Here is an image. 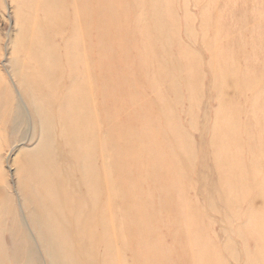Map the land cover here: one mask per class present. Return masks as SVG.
I'll use <instances>...</instances> for the list:
<instances>
[{"label": "rangeland", "instance_id": "obj_1", "mask_svg": "<svg viewBox=\"0 0 264 264\" xmlns=\"http://www.w3.org/2000/svg\"><path fill=\"white\" fill-rule=\"evenodd\" d=\"M15 1H16V3H15ZM18 1H19V3L17 4ZM18 1L17 0H0V192L2 190H3L2 192H4V193H2V192L0 193V241H1L0 242V247H1L0 258L2 257L4 259L3 262H1L3 259L2 258L0 259V264H2V263H5V264H21V263L26 264V262H27V264H51V263H53V260H54L52 256H60L61 258L59 259V261H62V259H63V261L61 262V263L64 262L63 264H76V261L79 264H81L80 262H82V264H96L97 262H98L97 264H104V263L106 264L108 262L107 264H109L110 263L109 260L111 258H112L111 263H113L112 260H114L115 264H117V263L118 264H121V263L122 264H144V262L145 263L147 262L146 264H149V263L150 264H159V262H161V264H181V263L182 264H186V263L187 264H199L198 262L200 259H201L200 264H205L207 261H209V262H207L206 264H209V263L210 264H221L222 261H223V264H245L247 262L251 263V264H259V263L262 264V263H264V261H263V259H264V243L263 242L264 241L260 240L262 233H263L262 237H264V204H263V202H264L263 201L264 200V113H263L264 108L262 109V106H264L263 105L264 104V93H262V92H264V51H263L264 50V16H263L264 15V0H219L220 2L218 0H166V1L165 0H157V1L156 0H124V1L123 0H118V1L117 0H112V1L111 0H81V1H78V0H76V1L75 0H60V1L59 0H48V1L47 0L46 1L45 0H42V1L34 0L33 3L35 1H37L34 3L35 5L38 2H42V3H39V4H41V8H39V6H40L39 4H38L39 6L34 5V8H31V7H33V3L30 2V0H26V1L25 0H18ZM22 1H23V4H22ZM28 1L32 4L29 5ZM43 1H45L47 5L44 4ZM84 1L85 2L87 1V2L85 3ZM90 1L91 2L93 1L92 2L93 4H91ZM154 1L159 3V5H162V6L160 7L158 5V8H157V3H155L156 8H157L156 9ZM160 1H161V4H160ZM215 1L217 4L219 3L218 6H215ZM25 2L27 5L31 6L30 10H33V11L30 12V10H28L29 8L27 9V7H29V6L25 5L24 4ZM105 2H107V5ZM110 2L112 3V5ZM226 2H227V4H225ZM238 2L240 5L237 4ZM50 3H51V5H50ZM76 3L78 4V7H76L77 6ZM84 3H85V5H83ZM147 3H149V5H147ZM19 4H22V6L23 5L26 6V8L20 7L23 9V12L28 11L30 13H28V15H27L25 12V14H24L22 12V10L19 9V6H18ZM42 4H44V5H42ZM54 4L55 5L60 4V8H58L59 6L55 7ZM150 4L154 5L153 10H149L152 8V5H150ZM210 5H213L212 7H214V6L215 7L212 9V8H210ZM222 5H224V6H222ZM253 5L255 6L256 10L258 8L259 9L256 11ZM16 6L19 9L18 14L22 13L19 15L20 18L17 17L18 14L16 15V13H17L16 12L17 11ZM43 6H45V7H43ZM50 6H52V9H50ZM99 6H101V7H99ZM111 6H113V7L111 8ZM42 7H43V9H42ZM84 7H85V9H84ZM122 7H125V9ZM146 7H148V8H146ZM93 8H95L96 11ZM40 9H42L41 10L42 12L40 11ZM64 9H65V11H63ZM100 9H102V10H100ZM123 9L125 10V12L123 11ZM160 9H162V11H164V13H161L162 11ZM207 9H209V11ZM37 10L39 11V14H38ZM50 10L51 11L53 10L52 13H50ZM67 10H68V12H67ZM72 10H74V11H72ZM233 10H235V11H233ZM236 10H237V12H236ZM244 10H245V12H244ZM81 11H83V12H81ZM104 11L106 12L105 16H104ZM148 11L150 14H148ZM214 11L216 13L217 12L218 13L216 14V13H214ZM239 11H240V13H239ZM108 12H111V14L109 15ZM158 12L160 13V16H159ZM44 13H45V15L42 16ZM67 13H68V16L67 17L64 16ZM211 13H213V14H211ZM31 14H32V16H31ZM107 14H108V16H107ZM152 14H154V15H152ZM240 14H241V17H240ZM34 15H36V17ZM115 15H117V16H115ZM235 15H236V17H235ZM23 16L24 17L27 16L26 18L28 19V21L26 19H25V21L21 20V19H24ZM106 16H107V18L109 17L108 20L106 19ZM157 16H159L160 18H156ZM242 16H244L243 19H242ZM16 17L18 18L17 19L18 21L16 20ZM31 17L32 18L34 17V18L32 19ZM43 17H45V18H43ZM69 17H70V19H69ZM77 17H79V19ZM92 17L96 18L98 22L94 21L95 19H93ZM152 17H153V19H152ZM163 17H165V18H163ZM30 18L32 20V23H31ZM38 18H39L38 23L36 21H33L34 19L38 20ZM61 18L63 20H61ZM66 18H67V20H66ZM47 19H49L50 22ZM83 19H84V21H83ZM158 19H159V21L157 23ZM160 19L162 21L163 20H165V21L162 22ZM41 20L42 21L44 20V22H41ZM60 20H61V22H60ZM86 20H87V22H86ZM122 20H124V22H122ZM16 21L18 23H21V22L23 23V25L21 26L22 28L17 25L18 23ZM55 21H56V24H55ZM78 21L79 22L83 21V26L85 24L88 27V29L86 27L83 28L86 30H83L81 28L83 30V31H81L80 26L77 25L78 23L77 24L75 23ZM106 21H107V24H106ZM153 21H155L156 24L152 23ZM25 22L26 23L28 22L27 26H26ZM34 22H36V26H35ZM165 22H166V24H165ZM239 22H242V23H239ZM58 23H59V26H58ZM71 23H73V24H71ZM159 23L162 24V26ZM39 24H41V25L43 24L44 26H40ZM119 24L120 25L122 24L123 26L122 25L120 26ZM37 25H39V27H37ZM47 25L49 28L47 27ZM154 25H155V27H154ZM30 26L32 28L33 27L37 28V29H34L36 31L35 36H33L34 33L31 31ZM51 26L52 27L55 26L54 30H55V28H57L55 30V33H54L53 28H51ZM75 26L78 29H74ZM113 26L117 27V29L115 27L113 28ZM19 27L22 29V31ZM58 27H59V29H58ZM148 27H150V28H148ZM165 27H167V28H165ZM168 28H169V30H168ZM24 29H26V31ZM28 29H29V31H28ZM110 29H112V30H110ZM161 29H163V30H161ZM58 30H61V31H58ZM105 30H106V33H105ZM113 30L114 31L116 30V31L113 32ZM160 30H161L162 35L160 34ZM165 30H167V31H165ZM44 31L46 34L44 33ZM157 31H158V33H157ZM26 32H27V34L29 33L28 36L26 35ZM77 32L79 34H77ZM166 32H167V34H166ZM39 33H41V34H39ZM59 33H60V35H59ZM111 33H113V34H111ZM114 33H116V35H115L116 37L113 36ZM22 34H25V35L23 36ZM74 34H76L77 36L76 35L74 36ZM87 34H89L88 35L89 39H87ZM109 34H111V36ZM117 34H118V36H117ZM154 34H155V36L157 34H159L158 35L159 41L156 38L154 39V36H153ZM43 35L44 36L46 35V36L44 37ZM61 35H63V36H61ZM100 35H101V37H100ZM169 35L171 37H169ZM48 36H50L51 38L46 40V38H48ZM96 36H98V38ZM104 36H105V38H104ZM107 36H108V38H106ZM61 37H63V38H61ZM60 38H61V40H60ZM79 38H80V40H78ZM165 38H167V41H165V43H164V40H166ZM112 39L114 42L112 41ZM19 40L22 41V44L20 43ZM50 40L52 43L54 42L53 43L54 45L52 43H50ZM52 40H54V41H52ZM23 41H24V43H23ZM25 41L27 42V44ZM78 41L82 42L81 44H84V45H81L82 48H80L81 46L79 45L80 43ZM87 41L89 43L90 65L92 66V67L90 66L91 81L89 83V88H90V91H92L91 101H93V102L90 101V106H89L92 109V111H91V109H89L87 111V114L88 113H89V115L91 114L90 115L91 117H89V119L84 117L85 112L82 111V110H86L85 109L86 107L82 104L83 103L82 95L80 94L78 99H76V96L80 92L79 89L82 90L86 86L85 84H83V76H82V75H84V69H83L84 67L82 66V63H81L79 68L82 69V71L79 69L78 71L80 73L78 72L79 74H77V75H80V74L81 75L78 76V80L76 81V83L71 82L70 81L71 70H70L69 64H67L68 58L67 57L65 58V56L68 55V54L67 55H65V54L68 52H66V51L64 52V50H66L67 47H69V49L67 48V51L70 50L72 47H75V49L77 50L76 51L77 54L82 55V53L85 52V49H86L85 47H86ZM109 41L111 42V44ZM14 42H16V43H14ZM32 42H33V44H32ZM35 42H36V47L34 48ZM100 42L102 44H100ZM107 42H109V44ZM158 42H159V44H158ZM38 44H39V47L41 49L40 48L38 49ZM65 44H67V45H65ZM14 45H15V48H17V49H14ZM16 45H17V47H16ZM19 45H21L22 48L26 47L27 50L31 51V52L29 51L30 55H28V57H27V54H29V53H27L28 51H26L24 48L20 49L21 46H19ZM157 45L158 46L160 45L161 47L165 45V47L168 49L167 50L164 47L165 51L167 53L165 51H163L164 49L160 48V46L157 47ZM168 45L169 46L171 45L170 48L168 47ZM262 46H263V48H261ZM32 47H33V50H31ZM51 48H53V51L51 50ZM78 48L80 50L83 49L84 51H80ZM259 48H261V49H259ZM56 49H58V50H56ZM92 49H93L94 53L92 52ZM16 50L18 51V54H17ZM43 50H44V52H43ZM19 51H21V53ZM35 51L36 52L41 51V52H38V54H37L38 58L40 55V58H39L40 60L36 59V55H34V53L36 54ZM171 51L173 53H171ZM103 53H104V55H103ZM166 54H169L172 56H169ZM17 55H18V57H17ZM43 55H45V56H43ZM46 55H48L49 58ZM15 57L17 59L19 58L18 61ZM52 57H54V58H52ZM100 57H101V59H100ZM56 58H57V60H56ZM174 59H175V61H174ZM13 60L17 62L16 66H15V62ZM176 60H178V61H176ZM35 61L36 62L41 61V62L37 63L38 64L37 65V64H35L36 63ZM66 61H67V63H66ZM18 63H21V65ZM46 63L48 65H44ZM10 66H11V68H10ZM45 66H47V68ZM222 67H224V68H222ZM38 68H39V70H38ZM12 71H13V73H12ZM15 71H16V73H15ZM9 72H10V74H9ZM168 74L171 76V78ZM179 74L181 76L184 75V77L182 78ZM160 76H161V78H160ZM167 76L169 79H167ZM186 76H189V79H188V77L186 78ZM1 77H3L4 79ZM198 77H200V78H198ZM153 78H155V79L157 78V80L159 82ZM129 79H132V80H129ZM154 81H155V83H154ZM176 82H177V84H176ZM129 85H130V87H129ZM158 86L162 90L159 89ZM164 86L166 89L164 88ZM167 86L169 88L171 87L172 91H174V92H172L171 88L169 89ZM134 87L137 89H135ZM155 88H157V90ZM27 90H28V92H27ZM133 90L135 91L134 92L135 94L133 93ZM179 91H181V92L179 93ZM162 92H163V94H162ZM175 92L176 93L178 92L179 94L178 93L176 94ZM260 93L263 95H260ZM161 94H162V96H161ZM163 95H165V96L163 97ZM177 95L179 96L178 98H177ZM33 97L39 103V105H41V107H43V109H42L43 116L40 113H37L33 109V106L31 104ZM133 98H135V99H133ZM193 98H194V100H192ZM66 99H68V100H66ZM97 99H99V100H97ZM21 100L26 103V105H27L26 110H25V107L22 104ZM131 100H133V102ZM167 101H170V102H167ZM172 101H173V103H171ZM17 103L19 105H17ZM108 105H110V106H108ZM123 105H125V107ZM131 105H133V107H130V109H129V106H131ZM169 105H171V108ZM258 105H260V107ZM161 106H162V108H161ZM167 106H169V107H167ZM122 107H124L125 109ZM78 108H80V109H78ZM14 109L18 114L17 117L15 116L16 113L13 112ZM73 109H74V114H77V113L82 114L83 113L81 115L83 118L79 117L80 119H83V120L86 119L88 121L91 118L92 122H95V121L98 122V120L100 121L97 123V124H99L98 126L95 125L96 122L94 125L92 123L93 126H91L89 124V123H91L90 121H89V123L86 122V124H85V123H83V120H81V122H80V120H76V118H75L74 123L76 122V124H78L80 122L79 124H81V126L84 125L83 127H85L84 128L85 130L84 129H82V130H84V134H87L86 139L84 138L85 136L82 137L83 131L80 129H79L80 131L77 130L78 126L76 124H74L76 126L73 125L74 127H77L76 130H74V129L72 130L68 126H66V130L64 129L65 124H63L64 122L62 120L65 117V119L71 121V119H69V118L72 117V116H70V114H73V112H72ZM161 109H163V110H161ZM78 110H80V111L78 112ZM259 111H261V112L259 113ZM56 114L58 115V117ZM66 114H68V116ZM128 114L130 117L128 116ZM30 115H31V117H30ZM115 115H116V117H115ZM168 115H171V116H168ZM14 116L17 119L14 118ZM254 117H256V121H255ZM174 118H176V119H174ZM257 118H258V120H257ZM234 119L238 120L237 121V122H239L238 125H237L236 120H234ZM250 120H251L250 123L253 124L251 126H254V127H251V128L249 127L250 125L248 123ZM77 121H79V122H77ZM173 121H175V122H173ZM19 122H21V123H19ZM61 122H62V124H61ZM71 122L73 123V121H71ZM123 123H125V124H123ZM173 123H175L176 125H174ZM254 123L256 125H254ZM58 124H59V126H57ZM87 124H89L88 128H87ZM100 124H102L101 127H100ZM170 124L173 126L168 127ZM81 126L79 128H83ZM96 126L98 129L96 128ZM238 126H239V128H238ZM132 128L134 129L135 133L133 132ZM223 128L224 129L226 128L227 130L225 129L223 131ZM249 128H250V130H249ZM69 129H71V131ZM117 129L119 131L120 130L121 131L119 132ZM173 129H174V131H173ZM237 129H238V131H237ZM246 129H248V130H246ZM15 130H17L16 131L17 133L15 132ZM175 130H178L176 133L181 132L180 133L181 135L176 134ZM228 131L232 132V133H230V135L232 134L233 137H228V136H230V135H228ZM245 131H247V132H245ZM68 132H69V134H68ZM74 132H77V134H78L75 137L73 136ZM41 133H42V135H41ZM132 133H134V134H132ZM159 133H161V134L159 135ZM233 133H235V134H233ZM245 133H246V136H245ZM224 134H226V137L224 136ZM236 134H239V135H236ZM40 135H41V139H40ZM69 135L72 137H70ZM129 135H131V137L134 136V138H131L132 140L129 141L130 144L127 143L128 141H125L126 139L130 140ZM135 135H136V137H135ZM170 135H173L172 138H175L174 137L175 135L178 136V138H176L178 140L177 141L173 140L171 137H169ZM235 135L237 136V140L235 139V137H236ZM101 136H102V138L104 137L103 139L105 141L102 140V142H101ZM167 136L169 137V140H168ZM249 136H250V138H252L251 136H253V138L255 137L256 139L252 138L251 139L252 141H251L248 138ZM75 138L78 140V142L82 141L84 139V142H82V143L79 142V144H80V145L78 144L79 149H78L77 144H76L78 142ZM81 138H82V140H81ZM226 138L228 141L226 140ZM229 138H230V140H229ZM259 138H260V141H259ZM9 139L11 141L14 140L15 143H14V141L11 142ZM166 139H167V141H166ZM220 139H222L221 141L224 144L221 143ZM231 139H232V141L234 140V142H232ZM240 139H242V140H240ZM61 140H63V141H61ZM186 140H188V142ZM224 140H226V141H224ZM74 141H76V142H74ZM164 141H166L167 143ZM171 141L173 143L172 147H174V148H172V147H170V148L172 150L174 149L176 151L173 150V152H172V150L169 147L164 146V145H169L171 143ZM180 141H183V142H180ZM216 141H217V143H216ZM65 142H66V145L63 144ZM68 142L70 143L71 146L68 144ZM73 142L76 144V145L74 144L75 147L73 145ZM88 142H90V144H88ZM179 142L181 143V146H179L180 145ZM193 142L195 143L196 147H195ZM131 143H132V145H131ZM213 143H215V144H213ZM256 143L259 146V149L257 148V146H255ZM96 144H98L99 147H97ZM239 144H241L243 149L241 148V146ZM92 145H93V147L96 146L95 147V149L97 148L95 150L96 152L94 151V148H92ZM123 145H126V149L123 147ZM139 145H140V147H139ZM175 145H177L179 147H177V146L175 147ZM234 145H236V146H234ZM45 146H46V148H45ZM128 146H130V147L127 148ZM170 146H171V144H170ZM182 146H184L185 148H183ZM238 146H240L241 150ZM71 147L74 149L72 150ZM175 148H177V149H175ZM188 148L192 149V150H189ZM22 149H23V151H21ZM26 149H27V151H24ZM69 149H71L70 151L74 153V154L72 153V156L70 155L71 152L69 151ZM195 149H196V151H195ZM61 150H62V155H59L58 153L61 154ZM75 150H77L78 152H76ZM83 150H84V153H83ZM36 151H37V153H36ZM46 151H48V152H46ZM169 151H171L170 154H168ZM181 151H182V153H181ZM33 152H35V154ZM38 152H39V154H38ZM165 152H166V155H165ZM188 152L193 153V154H190V153L188 154ZM31 153H33L32 155L34 157H32ZM76 153H79V154L77 155ZM81 153H83L84 155L82 154L83 155L82 156ZM256 153L259 155H257ZM25 154H27V155L25 156ZM49 154H50V157H49ZM52 154H53V157H52ZM175 154H177L178 160L176 159L177 156ZM197 154H199V155L197 156ZM76 155H77L78 159L76 158ZM108 155H110L109 157H111L113 161H111V158H110V161L108 159H106V157L109 158ZM190 155H193V156L191 157ZM40 156H42V157H40ZM81 156H82V158H80ZM166 156L169 158H167ZM173 156H175V157H173ZM189 156L191 158L190 163L188 162V159H187V158H189ZM194 156H196L197 158ZM213 156L215 157V160L213 159ZM227 156H229V157H227ZM230 156H232V157H230ZM68 157H70L71 159H68ZM73 157H75L76 160H78V161H76ZM63 158H64V160H63ZM95 158H96V161L94 162ZM104 158L107 160L108 163L110 162L109 166L111 165L110 167H112V169L108 166V163L106 162V160ZM182 158L185 160V162ZM223 158L225 160H223ZM228 158L230 160H228ZM197 159H198V161H197ZM220 159H222L223 162H218V161H220ZM48 160H50V162H48ZM68 160H69V162H68ZM182 160H183L184 164H183ZM236 160H237V162H236ZM74 161H76L78 164H76ZM176 161H179L180 164ZM194 161H195V164H193ZM144 162H145V164H144ZM172 163H174V164H172ZM181 164H182L183 168L181 166L180 167L178 166ZM49 165H50V167H49ZM158 165H159V167H158ZM105 166H106V168H107V166L109 167V169L107 168L108 170L105 169V171H108V173L104 171ZM169 166H170V169L172 168L171 170L169 169ZM93 168H98L97 171L99 173L101 172L103 175H105V174L107 176L109 175L108 178L106 177L107 179H105L106 175L103 176L101 173L100 174L98 173V176L100 179L99 180L97 178L98 176H96L97 175L96 169H94L95 171H93V172L91 171ZM100 169H101V171H99ZM110 169L112 171H114V170H116V171L112 172L113 173L112 174L111 172H109V171H111ZM174 169H175V172H177L180 176L177 173L173 172ZM130 170H133V172ZM139 170H140V172H139ZM148 170H151V171H148ZM167 170H169V171H167ZM128 171L131 172V173H129L130 176L128 174ZM137 171L139 172V174ZM88 172H89L90 176H88L89 175ZM94 172H95V174H94ZM168 172H170V173H168ZM148 173H149V175H148ZM171 173L175 177L174 179L171 178V175H172ZM180 173H182V174H180ZM184 173L186 174V176L184 175ZM50 174H51V176H50ZM227 174H229V175L226 176ZM79 175H80V177H82L81 180H80ZM53 176H55V177H53ZM112 176H114V177L112 178ZM132 176H133V178H132ZM208 176H210L211 181L209 180L210 178ZM44 177H46L45 178L46 180L44 179ZM48 177H50V178H48ZM88 177L91 178L92 181H93L92 177L97 179V183L92 184L91 180ZM129 177H130V179H129ZM150 177H152V178H150ZM158 177H159V179H157ZM102 178L104 180H102ZM110 178H112L114 180L111 179V181H112L111 182ZM182 178H183V183H182ZM204 178L205 179L207 178V179L205 180ZM222 178H223V182H222ZM88 179H89V181H88ZM150 179L153 180L152 183H151ZM164 179H165V181H164ZM172 179L174 181H172ZM101 180H102V182H101ZM108 180L111 183H113V181H114L115 185H114V183L112 185L110 182H108ZM139 180L142 182H140ZM23 181L26 184L25 183L23 184ZM94 181L96 182V180H94ZM106 181L109 184H106L107 183ZM157 181H159V182H157ZM30 182H31L32 186L30 185ZM46 182H47V184L51 182L49 184L50 190L48 189L49 186L46 184ZM149 182L152 184V186H151V184H149ZM174 182L176 183V185L179 183V187L176 186L175 184L173 185ZM207 182H209V184H207ZM100 183H102V185L97 186V184H100ZM164 183H166V185H164ZM35 184L37 185V187ZM51 184L52 185L54 184V187ZM68 184L72 185V186H69ZM95 184L97 187L91 186V185L95 186ZM106 185H107V188H105ZM158 185H160V187ZM168 185L172 186V190L173 189L174 190L173 191L170 190L171 188ZM180 185L183 187H181ZM23 187H25V188H23ZM67 187L68 188L74 187L72 189L74 193L72 191L70 192L71 189H68ZM90 187H92L93 191L85 190V189H90ZM98 187H99V189H97ZM180 187L184 188L183 191L179 190V189H181ZM221 187H222V189H221ZM260 187H261V189H260ZM104 188H105V190H104ZM257 188H259V189H257ZM51 189H54V191L56 190L55 191L56 194L54 193L53 190L51 191ZM101 189H102V191H101ZM108 189L112 192H109ZM65 190H67V191H65ZM113 190H114V192H113ZM222 190H223V192H222ZM257 190L260 193L258 195H257V192H258ZM50 191L53 193L49 194L48 192H50ZM94 191L97 193L95 194ZM42 192H43V194H42ZM62 192L67 196L65 197ZM68 192L70 195L67 194ZM80 192H82V194H80V198H79V195H77V194H79ZM98 192H100V194H98ZM261 192H262V194H261ZM57 193L59 195H57ZM141 193H143V195ZM172 193L176 195V198H175V196L172 195ZM52 194H55L57 196L54 197V195H52ZM62 194H63V196H62ZM71 194L72 195L74 194V195L72 196ZM94 194H95V196L98 194V198H97V196L95 198ZM110 194H112V195H110ZM209 194H211V195H209ZM242 194H243V196H242ZM155 195L157 197H155ZM219 195L221 197H223L222 198L223 200L219 199V198H221ZM59 196H61L60 199H59ZM88 196H90V199H92V201L90 199H88L89 198ZM164 196H165V198H164ZM4 197H6V198H4ZM68 197L70 199H68ZM109 197L111 199H109ZM114 197H116V199H114ZM161 197L164 200V202L162 201V199H160ZM169 197H171L170 199H172V202L169 199ZM231 197H235V198H233L229 202V200H230L229 198H231ZM3 198H4V200H3ZM55 198H57V199H55ZM81 198L87 205L83 201H81ZM85 198H86V200H85ZM166 198H167V200H166ZM74 199L80 200L81 201V202L79 201L80 205L77 204L78 202L76 200L74 201ZM225 199L227 201H225ZM36 200H38V201H36ZM59 200L62 201V202H59V204L63 203V205L60 204V206H63V208H64V206L68 200L71 201V202H69V201L67 202L64 209L61 207V211L63 212L62 214H64L65 212H67L66 209H68L69 210L68 212L73 217H71L69 215V213L68 214L65 213L66 215L65 214L61 215V213L59 214V212H61L60 209L59 210L56 209V206L58 205L57 202ZM88 200H90V203ZM97 200H98V202H97ZM99 200L100 201L102 200V201L100 202ZM173 200H174V202H173ZM175 200L177 201V203ZM53 201L54 202L56 201V203H54V205H53ZM161 201H162L163 207L161 205H159L161 203ZM47 203L49 206H46ZM117 203H118V205H117ZM163 203L166 205H164ZM187 203H190V205H187ZM222 203H225V204H222ZM7 204H8V206H7ZM23 204H24V206H23ZM36 204H37V206H36ZM93 204H95V205L93 206ZM108 204H110V205H108ZM111 204H112V206H111ZM167 204L171 205V206H168ZM173 204H174V206H173ZM175 204H177V206H179V207H177V206L175 207ZM181 204L183 207L180 206ZM183 204L184 205L186 204L188 209H187V207L185 208ZM71 205H72L73 209H75L74 212L72 211L73 210L72 208H71L72 210L70 209ZM82 205L83 206L86 205V207H83ZM219 205H221V206H219ZM5 206H6V208H5ZM54 206H55V209H54ZM67 206H68V208H67ZM108 206H110V208H108ZM148 206H150V207H148ZM153 206H154L156 212L154 211ZM217 206H219V207H217ZM38 207L41 208L42 215L45 218L43 224L40 223V226H39V223L36 221V218L34 217V215L36 216V214H38V212H40ZM168 207H172L173 209L176 208L175 211L177 210L179 212L178 214H181V216L175 215L174 214L175 212L172 211L173 210L172 208H171L172 210L169 209L172 212L169 210L167 211ZM195 207H197L198 209ZM57 208H59V206H57ZM189 208L192 209V211L195 209L193 211L195 213H197V211H198V213H197L198 215L196 214L197 215L196 216L195 213H191L192 211H189L190 210ZM50 209L53 212L49 211ZM53 209L56 210V213L58 212L59 215L56 214ZM89 209L91 212L89 211ZM91 209L92 210L94 209V210L92 211ZM95 209H96V212H95ZM119 209H120V212H119ZM122 209H123V215H121ZM231 209H233V210H231ZM70 210H71V212H70ZM85 210H88V211H85ZM212 210H214V211H212ZM183 211H186L188 216L186 215L185 212L183 213ZM215 211H218V212L214 213ZM230 211L233 213H231ZM72 212H73V215H72ZM76 212L77 213L79 212L76 215H78L79 217H82V218H83V216L84 217L86 216L85 213L87 214V216L85 217L86 218L85 221L87 222V219L91 220V222L90 221L87 222V224H89L88 227H87L86 222L84 220H82V223H81L82 218H80L79 223L77 222L78 221L77 218L76 219L74 218V214ZM127 212H128V214H125ZM149 212H151V214ZM168 212H169V215L172 214L175 216L174 217L172 215L169 216ZM170 212H171V214H170ZM199 212H200V214H199ZM220 212H222V213H220ZM223 212H225L226 214H224ZM227 212H230L232 215L230 213H227ZM95 213H96V217L94 215ZM102 213L105 217H103V216H101V217H103V218L107 217L104 221V223L105 222L108 223L109 226H107V227L103 226L105 224L101 221L102 218L100 217V215ZM106 213L109 215L106 216ZM116 213L120 214L122 217ZM201 213H203V214H201ZM142 214H143V216L145 214V216L143 217ZM184 214H185V216H187L186 219L191 215L192 217H190V218H192L191 220H193V221L192 222L189 221V222H187L188 223L187 224L185 222V220H186L185 217H183ZM192 214H194L195 216ZM234 214H236V215H234ZM60 215L62 217L64 216L63 219L66 218L65 219L66 221H64V223L66 222L65 224H62L63 219H61ZM146 215L148 217V220H146L147 219ZM149 215H150V218H149ZM166 215L168 216L169 221H167L168 218H166ZM53 216H55V218H57V219H55ZM133 216L135 219L133 218ZM151 216H152V218H151ZM155 216H156V218H155ZM115 217H116V219H115ZM123 217H124V221H125V219L127 220L126 221L127 223L122 221L123 222V224H122V222H120L123 219ZM171 217H173V218H171ZM194 217L197 221L194 219ZM131 218H133V219L131 220ZM143 218H145L144 219L145 222L148 223L147 225L152 223V226H148V229H146V230H145V228H147V227L144 228L143 225L141 224V221L143 220ZM176 218H177V220L175 221ZM190 218H188L186 221L190 220ZM52 219L54 220V223H52L53 222ZM74 219L77 221H75ZM109 219H110V221H107ZM171 219H173L172 220L173 224L171 222ZM180 219H182V220L179 221ZM70 220H72L71 222L73 224L70 222ZM102 220H104V219H102ZM128 220L131 221L130 223H132V221L133 222L136 221L135 222L136 224L132 223L130 225ZM149 220L150 221L152 220L153 222L150 223ZM47 221H48V223H47ZM111 221H113L114 223L112 224ZM177 221H179V223ZM67 222H70L72 225L71 224L69 225ZM83 222H85V223L83 224ZM137 222L138 223L140 222L138 225L139 228L136 227ZM184 222L186 225L184 224ZM25 223H27V225ZM51 223L52 224L56 223L57 227H59V228L58 229L56 228V224L53 225L54 227H52ZM74 223L75 224L78 223V224L75 225ZM80 223L83 224L82 227H81ZM90 223L92 225H94V228H92L93 226H90L91 225ZM94 223L95 224L97 223V225L99 224V226H97V225L95 226ZM100 223H101V225H100ZM109 223L113 225V226L111 225L112 226L111 228H113V230H112L113 232L110 231L111 229L109 228L110 227ZM124 223L126 224V226ZM189 223L190 224L192 223V226ZM66 224H68V225H66ZM128 224L130 226L129 227L130 232H127V230H128L127 225ZM140 224H141V226H140ZM143 224H145V223H143ZM195 224H196V228L194 226ZM73 225L76 227V229H74ZM121 225L124 227L122 228ZM132 225H135V228H133L134 226H132ZM176 225H178V226H176ZM182 225L185 228H183ZM46 226L47 227L49 226L48 227L49 229ZM68 226L70 229L68 228ZM78 226H80V227H78ZM100 226L102 229H100ZM145 226H146V224H145ZM168 226H169V228H168ZM186 226H188L189 228H186ZM251 226H253V227H251ZM254 226L255 227L258 226V229L256 230V228ZM66 227H67L68 231L69 230H71V231L68 232L66 230ZM95 227H97V228H95ZM125 227L127 228V230ZM131 227L133 228L132 231H134V229H135V231L133 232L134 234L131 231ZM140 227H143L144 229L140 228ZM153 227H154V230L153 229H151V230L154 232V235L150 233L152 231L149 229V228H153ZM174 227H176V229ZM51 228H53V230L49 231ZM79 229H81V230L78 233L77 230H79ZM122 229H123V232H122ZM157 229H158V231H157ZM197 229H199L200 234L197 233L198 232ZM239 229H240L241 234L240 233L238 234ZM245 229H247V230H245ZM46 230H48V231H46ZM74 230L76 233L74 232ZM86 230H87V232H86ZM108 230L112 234H115V235L113 236ZM136 230L139 231V233ZM181 230H182V234H180V236H179V232L181 233ZM26 231H28V232H26ZM58 231H60V233H58ZM190 231H191V233H190ZM257 231L259 232L258 234H256ZM30 232H31V234H30ZM36 232H38V233H36ZM62 232L64 235L62 234ZM120 232H121V234L125 233L124 235H122V239L120 237L121 236ZM174 232H176L177 235H175ZM203 232H204L205 237L203 236ZM205 232L208 233V235ZM244 232H247V235ZM254 232H255V235H253ZM54 233L55 234L57 233L56 234L57 237H54L55 236ZM68 233H69V235H68ZM88 233L89 234L92 233L94 238L92 237V235L88 237V235H89ZM136 233L139 234V236ZM189 233H190V235L194 234L193 237L190 236ZM2 234H3V237H2ZM32 234H34V239L32 237ZM70 234L71 235L74 234V235H72V236H74V238L73 237L69 238L71 236ZM84 234H85V236H81ZM105 234H106V236H105ZM131 234L134 236H132ZM197 234L200 235L201 239L203 237L205 239L204 238H203V240L199 239L201 241V242H199V240H197L199 238L198 237L199 235L197 236ZM16 235H18V236H16ZM36 235H37V237H36ZM52 235H54V236H52ZM98 235H99V237H98ZM150 235H152V237ZM26 236H28V237H26ZM67 236H69V237H67ZM185 236H188V238ZM194 236H196V237H194ZM209 236L211 237V240H209L210 239ZM242 236L246 237V239L243 238V240H241ZM52 237H53V239H52ZM91 237L95 240L97 239L96 243L93 242L94 240L91 239ZM95 237H97V238H95ZM111 237H114V239ZM191 237H192V239H194V241H197L198 243L197 242H196V244H195V242L192 243L193 240L191 239ZM35 238H36V243L34 241ZM57 238L59 239V243L61 244L60 246H62L63 250H65L68 247L71 248V250H69V248H68V250L66 249V251H64V253H62L63 250L61 252V250L58 249V252L55 253L56 255L53 254L54 249L56 251V247H55V244L53 242L58 240ZM82 238H84V239L87 238V239H85V241H82ZM108 238H109V240L107 241ZM116 238L118 239V241L116 240ZM184 238H185V241L186 240H188V241L184 242ZM12 239L14 241V246L12 244ZM65 239H66V241H65ZM67 239H70V240L68 241ZM102 239L104 240V242ZM153 239H156L158 241V243L156 240L154 241ZM262 239H264V238H262ZM40 240H42V241L46 240V241L40 242ZM78 240H80V242ZM122 240H123L125 246H123ZM150 240H153V242H152V243H154L153 245H151V243H149ZM109 241H111V243H109ZM116 241H117V243L122 244V245H120L121 246L120 248H119V244H116ZM178 241H179V243H177ZM189 241H191V243ZM212 241L215 243H213ZM227 241L230 242V243L228 242L229 245H228ZM234 241L237 243H235ZM81 242H82V244L80 245ZM182 242L185 243L187 246L184 244V246L180 247ZM207 242H209L210 244H207ZM84 243H86V244H84ZM107 243L112 245V247L110 245V247L112 248L111 250H110V248L107 249L105 247L104 244H107ZM173 243H174V245L176 244V246H174ZM52 244H54V245H52ZM88 244L90 246H88ZM95 244H97V246ZM98 244L100 246H98ZM109 244H107V245H109ZM147 244H149V245H147ZM155 244H157V247L155 246ZM178 244H179V246H178ZM200 244H203V245H200ZM205 244L208 245V247L205 246ZM214 244L217 245L218 247H220V251H219V248H218V250H217V248L215 249ZM4 245H5V247H4ZM71 245H73V246H71ZM94 245L96 246V248H95L96 250L93 248V247H95ZM188 245H190V246L188 247ZM193 245L195 246V248L192 247ZM197 245L201 246V248L196 247ZM212 245H214V246H212ZM46 246H48L47 251L50 250L49 253L50 254L52 253V256L51 255L49 256L48 252L46 251ZM113 246H114V248L115 247L116 248L114 249ZM168 246H170V247H168ZM173 246L175 247V250H173L174 249ZM227 246H228V252H226ZM244 246H245V249H246V247H248L246 252H249L251 250L252 253L251 252L250 253L252 254V257L249 256L250 253L249 254L245 253ZM73 247H74V249H73ZM75 247H77V248H75ZM87 247H88V249H86ZM90 247H92V248H90ZM117 247L119 249H117ZM155 247H156V249H155ZM185 247H186V249H185ZM190 247L192 249L193 248L194 249L197 248V249L194 251V249L193 250L189 249ZM223 247L225 248V252H224ZM49 248H52V250ZM80 248L82 250H84L81 253H80V251H82V250ZM121 248H123V249H121ZM158 248H161V250ZM179 248H181V249H179ZM205 248H206V250H205ZM233 248H235V249H233ZM3 249H4V251H3ZM13 249H14V252H13ZM16 249H18L19 252L17 251V253H16L15 252ZM93 249L96 251V252L94 251V253H96L95 256L97 257V260L99 257V259L101 261L100 260L95 261ZM106 249L109 250L108 252H109V254L111 253V256H109ZM149 249H151V251H149ZM157 249H158V251L160 250V254H159V252H158V254L156 253ZM187 249H188V251H187ZM207 249H209V250L207 251ZM236 249H237V251H236ZM78 250H79V252H78ZM88 250H89V252H88ZM112 250H114V251H112ZM163 250H164V252H163ZM171 250L174 252H172ZM189 250H190L191 254H192V251H194L192 255H190ZM199 250L201 253L199 252ZM231 250H233V251H231ZM2 251H3V254H2ZM10 251H12V253ZM43 251H44V253H43ZM67 251H69V252L71 251L72 253L71 252L68 253ZM73 251L75 252V255L76 254L78 255L77 257L74 255ZM117 251H119L120 254L122 253L121 258H120L121 255H119V253ZM154 251H156V252L153 253ZM196 251H197V253H196ZM217 251H219V253H221V254L219 255V253ZM4 252H5V255H4ZM46 252H47V255L49 257L46 255ZM113 252L116 254L115 258L113 256V254H114ZM168 252H170V253H168ZM175 252H177V254L179 253L180 256L178 255L179 256L178 257ZM238 252H240V253H238ZM66 253L68 255H66ZM82 253H84V255H82ZM195 253L197 255L199 254L198 255L199 258ZM202 253H203V255H202ZM1 254H2V256H1ZM64 254H65V256H64ZM71 254L76 259L74 257L70 256ZM80 254H81V256H80ZM107 254L109 256L108 258H106ZM152 254L153 255L157 254L158 257L156 255L154 256V258H152L153 256L149 257ZM169 254H171V255L169 256ZM231 254H233L232 256L235 255V260L238 259L236 261L237 263L234 262V259L231 256ZM239 254H240V256H239ZM97 255H99V256H97ZM217 255H219V257ZM236 255L239 256L240 259ZM63 256L65 258H67L68 256H70V257H68L69 259L67 260ZM86 256H89V257H86ZM101 256H103V257H101ZM159 256L162 259H163V257L167 258V259L164 258L167 262L165 260H164L165 263H164V261H159V260H161V258ZM187 256H188V260H189L188 262L189 263L186 262ZM220 256H221V258H220ZM230 256L232 259L230 258ZM246 256L249 258H247ZM6 257L9 259H7ZM50 257H52V258H50ZM82 257H85L86 259H84ZM104 257L106 259H103ZM255 257L257 258V260H255L256 259ZM262 257H263V259H262ZM48 258H50V260ZM118 258H119V260L121 259V261H122L121 263H119L120 261H118ZM156 258H157V261H156ZM72 259H74L76 261H74ZM77 259H79V260H77ZM178 259L180 262L178 261ZM203 259H205L206 262ZM261 259H262V261H261ZM69 260H71L70 263L65 262V261L69 262ZM87 260L90 261L91 263L88 262ZM102 260L104 261V263ZM105 260H106V262H105ZM115 260H117V261H115ZM152 260H155V261L152 262ZM202 260L205 263L202 262ZM244 260L245 261L247 260V261L245 262ZM258 260H259V262H258ZM83 262H85V263H83ZM184 262H186V263H184ZM256 262H258V263H256Z\"/></svg>", "mask_w": 264, "mask_h": 264}, {"label": "bare ground", "instance_id": "obj_2", "mask_svg": "<svg viewBox=\"0 0 264 264\" xmlns=\"http://www.w3.org/2000/svg\"><path fill=\"white\" fill-rule=\"evenodd\" d=\"M17 1H18V0H17ZM25 1H26V0H25ZM33 1H34V0H30V2H32V3H33ZM40 1H42V0H40ZM45 1H46V0H45ZM45 1H43L44 4H46ZM47 1H48V0H47ZM59 1H60V0H59ZM75 1H76V0H75ZM78 1H81V0H78ZM111 1H112V0H111ZM117 1H118V0H117ZM123 1H124V0H123ZM156 1H157V0H156ZM165 1H166V0H165ZM218 1H219V0H218ZM218 1H217V2H218ZM28 2H29V1H28ZM30 2H29V5L32 4V3H30ZM35 2H37V1H35ZM35 2H34V3H35ZM56 2H57V1H56ZM84 2H85V1H84ZM86 2H87V1H86ZM86 2H85V3H86ZM90 2H91V1H90ZM92 2H93V1H92ZM92 2H91V4H93ZM115 2H116V1H115ZM115 2H114V3H115ZM219 2H220V1H219ZM239 2H240V1H239ZM239 2L237 3L238 5H240ZM15 3H16V1H15ZM18 3H19V1L17 2V4H18ZM34 3H33V7L27 5L26 2H25L24 4L27 5V6H29V7H27V9L29 8L28 10H30L31 8H34V5H35ZM39 3H42V2H38L35 6H37ZM58 3H59V2H58ZM80 3H81V2H80ZM85 3H84L83 5H85ZM105 3H106V5H107V2H105ZM110 3H111V2H110ZM117 3H118V2H117ZM142 3H143V2H142ZM155 3H157V2L154 1V4H155ZM222 3H223V2H222ZM17 4H16V5H17ZM22 4H23V1H22ZM22 4H19L18 6H19V9H21L22 12H23V9L20 8V7H24V8H26V6H24V5L22 6ZM44 4H42V5H44ZM127 4H128V3H127ZM160 4H161V1H160ZM216 4H217V3H216V1H215V6H218L219 3H218L217 5H216ZM225 4H227V2H226ZM255 4H256V3H255ZM20 5H21V6H20ZM39 5H40V6H39ZM39 5H38L39 8H41V4H39ZM46 5H47V4H46ZM48 5H49V4H48ZM50 5H51V3H50ZM54 5H55V4H54ZM76 5H77V6H76ZM76 5H75V6L78 7V4H77V3H76ZM106 5H105V6H106ZM111 5H112V3H111ZM117 5H118V4H117ZM124 5H125V4H124ZM124 5H123V6H124ZM147 5H149V3H147ZM147 5H146V6H147ZM150 5H152V4H150ZM158 5H159V3H157V8H158ZM213 5H214V4H213ZM213 5H210V8L213 9V8L215 7V6L212 7ZM229 5H230V4H229ZM259 5H260V4H259ZM57 6H59L58 8H60V4H59V5H55V7H57ZM94 6H95V5H94ZM153 6H154V5H152V8L149 9V10H153ZM159 6L161 7L162 5H159ZM222 6H224V5H222ZM226 6H227V5H226ZM253 6H254V5H253ZM16 7H17V6H16ZM30 7H31V8H30ZM43 7H45V6H43ZM43 7H42V9H43ZM53 7H54V6H53ZM61 7H62V6H61ZM63 7H64V6H63ZM71 7H72V6H71ZM99 7H101V6H99ZM112 7H113V6H111V8H112ZM125 7H126V6H125ZM125 7H122V8L125 9ZM150 7H151V6H150ZM160 7H159V8H160ZM175 7H176V6H175ZM241 7H242V6H241ZM58 8H57V9H58ZM88 8H89V7H88ZM122 8H121V9H122ZM146 8H148V7H146ZM155 8H156V4H155ZM157 8H156V9H157ZM206 8H207V7H206ZM254 8H255V6H254ZM254 8H253V9H254ZM19 9H18V7H17V11H16L17 13H16V15L18 14V12H19L18 10H19ZM35 9H36V8H35ZM42 9H40V11H41ZM50 9H52V6H50ZM54 9H55V8H54ZM66 9H67V8H66ZM84 9H85V7H84ZM93 9H95V8H93ZM124 9H123V11L125 12ZM217 9H218V8H217ZM220 9H221V8H220ZM233 9H234V8H233ZM241 9H242V8H241ZM258 9H259V8H258ZM258 9H257V10H258ZM24 10H25V9H24ZM74 10H75V9H74ZM74 10H72V11H74ZM76 10H77V9H76ZM81 10H82V9H81ZM100 10H102V9H100ZM100 10H99V11H100ZM160 10L162 11V9H160ZM207 10L209 11V9H207ZM242 10H243V9H242ZM255 10H256V8H255ZM257 10H256V11H257ZM260 10H261V9H260ZM31 11H33V10H30V12H31ZM37 11H38V10H37ZM45 11H46V10H45ZM52 11H53V10H52ZM52 11L50 10V13H52ZM60 11H61V10H60ZM63 11H65V9H64ZM95 11H96V9H95ZM114 11H115V10H114ZM114 11H113V12H114ZM158 11H159V10H158ZM161 11H160V12H161ZM210 11H211V10H210ZM233 11H235V10H233ZM250 11H251V10H250ZM25 12H26V11H25ZM25 12H23V13L25 14ZM30 12L27 11L26 14L28 15V13H30ZM35 12H36V11H35ZM41 12H42V11H41ZM67 12H68V10H67ZM76 12H77V11H76ZM81 12H83V11H81ZM90 12H91V11H90ZM90 12H89V13H90ZM100 12H101V11H100ZM100 12H99V13H100ZM156 12H157V11H156ZM212 12H213V11H212ZM222 12H223V11H222ZM236 12H237V10H236ZM242 12H243V11H242ZM244 12H245V10H244ZM46 13H47V12H46ZM48 13H49V12H48ZM64 13H65V12H64ZM74 13H75V12H74ZM78 13H79V12H78ZM96 13H97V12H96ZM105 13H106V12L104 11V16H105ZM108 13H109V15L111 14V12H108ZM122 13H123V12H122ZM158 13H159V12H158ZM161 13H164V11H162ZM214 13H216V12L214 11ZM217 13H218V12H217ZM217 13H216V14H217ZM232 13H233V12H232ZM239 13H240V11H239ZM239 13H238V14H239ZM255 13H256V12H255ZM20 14H22V13H20ZM20 14H18L17 17L20 18V16H19ZM32 14H33V13H32ZM32 14H31V16H32ZM38 14H39V11H38ZM82 14H83V13H82ZM82 14H81V15H82ZM115 14H116V13H115ZM123 14H124V13H123ZM148 14H150L149 11H148ZM155 14H156V13H155ZM211 14H213V13H211ZM242 14H243V13H242ZM44 15H45V13H44L42 16H44ZM56 15H57V14H56ZM62 15H63V14H62ZM81 15H80V16H81ZM87 15H88V14H87ZM152 15H154V14H152ZM34 16L36 17V15H34ZM39 16H40V15H39ZM39 16H38V17H39ZM64 16L67 17V16H68V13H67L66 15H64ZM89 16H90V15H89ZM93 16H94V15H93ZM97 16H98V15H97ZM107 16H108V14H107ZM107 16H106V19L108 20L109 17L107 18ZM115 16H117V15H115ZM149 16H150V15H149ZM149 16H148V17H149ZM159 16H160V13H159ZM159 16H157L156 18H160ZM161 16H162V15H161ZM263 16H264V15H263ZM17 17H16V20L18 19ZM26 17H27V16H25V17L23 16L24 19H21V20H24V21H25V19H26V20L28 21V19H27ZM81 17H82V16H81ZM101 17H102V16H101ZM110 17H111V16H110ZM165 17H166V16H165ZM165 17H163V18H165ZM235 17H236V15H235ZM240 17H241V14H240ZM243 17H244V16H242V19H243ZM21 18H22V17H21ZM31 18H32V17H31ZM31 18H30V20H31ZM33 18H34V17H33ZM33 18H32V19H33ZM43 18H45V17H43ZM77 18L79 19V17H77ZM77 18H76V19H77ZM84 18H85V17H84ZM90 18H91V17H90ZM92 18H93V17H92ZM103 18H104V17H103ZM111 18H112V17H111ZM120 18H121V17H120ZM130 18H131V17H130ZM154 18H155V17H154ZM156 18H155V19H156ZM49 19H50V18H49ZM49 19H47V20L49 21ZM52 19H53V18H52ZM52 19H51V20H52ZM69 19H70V17H69ZM93 19H95L94 21H97L96 18H93ZM123 19H124V18H123ZM128 19H129V18H128ZM152 19H153V17H152ZM161 19H162V18H161ZM161 19H160V20H161ZM61 20H63V19L61 18ZM61 20H60V22H61ZM64 20H65V19H64ZM66 20H67V18H66ZM100 20H101V19H100ZM110 20H111V19H110ZM112 20H113V19H112ZM17 21H18V20H17ZM17 21H16V22H17ZM33 21H36V22L38 23L39 18H38V20H35V19H34ZM68 21H69V20H68ZM68 21H67V22H68ZM75 21H76V20H75ZM83 21H84V19H83ZM83 21H82V22H79V21H78V22H75V23H76V24L78 23L77 25L80 26V29H81V28L83 29V28H85V27L88 29V27H87L85 24H84V26H83ZM126 21H127V20H126ZM155 21H156V20H155ZM155 21H153L152 23L156 24ZM158 21H159V19L157 20V23H158ZM161 21H162V20H161ZM163 21H165V20H163ZM163 21H162V22H163ZM238 21H239V20H238ZM240 21H241V20H240ZM242 21H243V20H242ZM29 22H30V21H29ZM36 22H34L35 26H36ZM41 22H44V20H43V21L41 20ZM49 22H50V21H49ZM51 22H52V21H51ZM63 22H64V21H63ZM86 22H87V20H86ZM97 22H98V21H97ZM122 22H124V20H122ZM17 23H18V22H17ZM21 23H22V22H21ZM21 23H18L17 25L21 27V26L23 25V23H22V24H21ZM25 23H26V22H25ZM31 23H32V20H31ZM39 23H40V22H39ZM73 23H74V22H73ZM73 23H71V24H73ZM84 23H85V22H84ZM89 23H90V22H89ZM99 23H100V22H99ZM116 23H117V22H116ZM119 23H120V22H119ZM239 23H242V22H239ZM27 24H28V22L26 23V26H27ZM52 24H53V23H52ZM55 24H56V21H55ZM106 24H107V21H106ZM117 24H118V23H117ZM159 24H160V23H159ZM165 24H166V22H165ZM165 24H164V25H165ZM167 24H168V23H167ZM210 24H211V23H210ZM39 25H40V26H44L43 24H42V25L39 24ZM39 25H37V27H39ZM50 25H51V24H50ZM66 25H67V24H66ZM66 25H65V26H66ZM119 25H120V24H119ZM119 25H118V26H119ZM121 25H122V24H121ZM121 25H120V26H121ZM124 25H125V24H124ZM148 25H149V24H148ZM157 25H158V24H157ZM160 25L162 26V24H160ZM28 26H29V25H28ZM31 26H32V25H31ZM31 26H30V27H31ZM55 26H56V25H55ZM55 26H53V27L51 26V28H53V30H54V27H55ZM58 26H59V23H58ZM61 26H62V25H61ZM61 26H60V27H61ZM120 26H119V27H120ZM122 26H123V25H122ZM161 26H160V27H161ZM166 26H167V25H166ZM20 27H19V28H20ZM47 27H48V25H47ZM108 27H109V26H108ZM110 27H111V26H110ZM114 27H115V26H113V28H114ZM119 27H118V28H119ZM154 27H155V25H154ZM21 28H22V27H21ZM21 28H20V29H21ZM48 28H49V27H48ZM63 28H64V27H63ZM115 28L117 29V27H115ZM148 28H150V27H148ZM151 28H152V27H151ZM161 28H162V27H161ZM165 28H167V27H165ZM169 28H170V27H169ZM169 28H168V30H169ZM29 29H30V28H29ZM29 29H28V31H29ZM32 29H33V30H32ZM34 29H37V28H36V27H35V28H34V27H33V28L31 27V31L34 33L33 36H35V32H36ZM43 29H44V28H43ZM56 29H57V28H55V30H56ZM58 29H59V27H58ZM74 29H78V28L75 26ZM82 29H81V31L86 30V29H83V30H82ZM105 29H106V28H105ZM24 30L26 31V29H24ZM39 30H40V29H39ZM44 30H45V29H44ZM55 30H54V33H55ZM110 30H112V29H110ZM148 30H149V29H148ZM151 30H152V29H151ZM161 30H163V29H161ZM161 30H160V34L162 35ZM21 31H22V29H21ZM28 31H27V32H28ZM58 31H61V30H58ZM63 31H64V30H63ZM89 31H90V30H89ZM91 31H92V30H91ZM115 31H116V30H115ZM115 31L113 30V32H115ZM119 31H120V30H119ZM165 31H167V30H165ZM23 32H24V31H23ZM27 32H26V35L28 36L29 33L27 34ZM86 32H87V31H86ZM111 32H112V31H111ZM20 33H21V32H20ZM33 33H32V34H33ZM44 33H45V31H44ZM95 33H96V32H95ZM105 33H106V30H105ZM116 33H117V32H116ZM116 33H114V35H113L114 37H116V36H115ZM157 33H158V31H157ZM164 33H165V32H164ZM30 34H31V33H30ZM39 34H41V33H39ZM45 34H46V33H45ZM57 34H58V33H57ZM77 34H79V33L77 32ZM91 34H92V33H91ZM99 34H100V33H99ZM111 34H113V33H111ZM111 34H109V35L111 36ZM119 34H120V33H119ZM166 34H167V32H166ZM22 35L24 36L25 34H22ZM59 35H60V33H59ZM63 35H64V34H63ZM63 35H61V36H63ZM75 35H76V34H74V36H75ZM88 35H89V34H87V39H89V36H88ZM92 35H93V34H92ZM158 35H159V34H157V35L155 36V34H154L153 36H154V39L156 38V39H158V41H159V36H158ZM163 35H164V34H163ZM256 35H257V34H256ZM19 36H20V35H19ZM31 36H32V35H31ZM33 36H32V37H33ZM43 36H44V35H43ZM45 36H46V35H45ZM45 36H44V37H45ZM76 36H77V35H76ZM113 36H112V37H113ZM117 36H118V34H117ZM165 36H166V35H165ZM96 37L98 38V36H96ZM96 37H95V38H96ZM100 37H101V35H100ZM163 37H164V36H163ZM163 37H162V38H163ZM169 37H171V36L169 35ZM256 37H257V36H256ZM29 38H30V37H29ZM50 38H51V37L48 36V38H46V40H47V39H50ZM61 38H63V37H61ZM61 38H60V40H61ZM66 38H67V37H66ZM104 38H105V36H104ZM106 38H108V36H107ZM175 38H176V37H175ZM31 39H32V38H31ZM33 39H34V38H33ZM53 39H54V38H53ZM165 39H166V40H164V43H165V41H167V38H165ZM24 40H25V39H24ZM27 40H28V39H27ZM27 40H26V41H27ZM62 40H63V39H62ZM64 40H65V39H64ZM71 40H72V39H71ZM78 40H80V38H79ZM101 40H102V39H101ZM101 40H100V41H101ZM105 40H106V39H105ZM115 40H116V39H115ZM19 41H20V40H19ZM26 41H25V42H26ZM29 41H30V40H29ZM32 41H33V40H32ZM35 41H36V40H35ZM48 41H49V40H48ZM52 41H54V40H52ZM76 41H77V40H76ZM107 41H108V40H107ZM112 41H113V39H112ZM170 41H171V40H170ZM17 42H18V41H17ZM33 42H34V41H33ZM33 42H32V44H33ZM40 42H41V41H40ZM59 42H60V41H59ZM78 42H79V41H78ZM78 42H77V43H78ZM101 42H102V41H101ZM101 42H100V44H102ZM109 42H110V41H109ZM109 42H107V43L109 44ZM113 42H114V41H113ZM113 42H112V43H113ZM14 43H16V42H14ZM20 43L22 44V41H20ZM23 43H24V41H23ZM28 43H29V42H28ZM48 43H49V42H48ZM50 43H52L51 40H50ZM53 43H54V42H53ZM53 43H52V44H53ZM69 43H70V42H69ZM72 43H73V42H72ZM79 43H80V44H79ZM79 43H78V44H79L80 46H81V45H84V44H81L82 42H79ZM107 43H106V44H107ZM26 44H27V42H26ZM39 44H40V43H39ZM39 44H38V49L40 48V47H39ZM110 44H111V42H110ZM158 44H159V42H158ZM53 45H54V44H53ZM57 45H58V44H57ZM65 45H67V44H65ZM72 45H73V44H72ZM76 45H77V44H76ZM162 45H163V44H162ZM19 46H21V45H19ZM27 46H28V45H27ZM40 46H41V45H40ZM51 46H52V45H51ZM58 46H59V45H58ZM58 46H57V47H58ZM103 46H104V45H103ZM159 46H160V45H159ZM159 46L157 45V47H159ZM170 46H171V45H170ZM170 46L168 45L169 48H170ZM16 47H17V45H16ZM35 47H36V42H35L34 48H35ZM41 47H42V46H41ZM52 47H53V46H52ZM78 47H79V46H78ZM164 47H165V45L162 46V47L160 46V48H163V49H164L163 51H165V48H166V47H165V48H164ZM21 48H22V46L20 47V49H21ZM23 48H24V47H23ZM23 48H22V49H23ZM53 48H54V47H53ZM53 48H51L52 51H53ZM67 48L69 49V47H67ZM67 48H66V50H64V49H63V50H64V52H65V51L68 52V53L65 54V55H67V54H68V55H67V56L64 55V56H65V58H66V57L68 58V63H67V61H66V63L69 64V66H70V70H71V79H70V81H71V82L76 83V81L78 80V76L81 75V74H80V75H77V74L80 73L78 70L80 69L79 67H80L81 63H82V66L84 67V68L82 67V68L84 69V75H82V76H83V84H85L86 86H85V88L82 89V90L79 89L80 92H79V94L76 96V99H78V97H79L80 94L82 95V100H83V103H82V104L86 107V108L84 107L86 110H82V111L85 112V116H84V117H86L87 119H89V117H91V116H90L91 114H90V115H89V113L87 114V111H88L89 109H91L89 106H90V101H91V97H92V91H90V88H89V83H90V81H91V69H90V66H91V65H90V59H89V58H90V57H89V52H90V51H89V43H88V41H87V44H86V47H85V48H86V49H85V52H83L84 54L82 53V55L77 54V52H76L77 50L75 49V47H72V48H71L70 50H68V51H67ZM80 48H82V46H81ZM91 48H92V47H91ZM124 48H125V47H124ZM261 48H263V46H262ZM261 48H259V49H261ZM14 49H17V48H15V45H14ZM24 49H25L26 51H28V52H27V53H29V54H27V57H28V55H30V52H31V51H30V50H27L26 47H25ZM40 49H41V48H40ZM78 49H79V48H78ZM166 49H167V48H166ZM25 50H24V51H25ZM31 50H33V47H32ZM56 50H58V49H56ZM79 50H80V49H79ZM167 50H168V49H167ZM16 51H17V50H16ZM26 51H25V52H26ZM29 51H30V52H29ZM80 51H84V50L81 49ZM263 51H264V50H263ZM19 52L21 53V51H19ZM35 52H36V51H35ZM38 52H41V51H38ZM38 52H36V54L34 53V55H36V59L40 60V59H39V58H40V55H39V58H38V56H37ZM43 52H44V50H43ZM92 52H93V49H92ZM100 52H101V51H100ZM165 52H166V51H165ZM55 53H56V52H55ZM55 53H54V54H55ZM93 53H94V52H93ZM162 53H163V52H162ZM166 53H167V52H166ZM171 53H173V52L171 51ZM171 53H170V54H171ZM17 54H18V51H17ZM41 54H42V53H41ZM56 54H57V53H56ZM91 54H92V53H91ZM164 54H165V53H164ZM103 55H104V53H103ZM162 55H163V54H162ZM166 55H169V54H166ZM41 56H42V55H41ZM43 56H45V55H43ZM46 56H48V55H46ZM158 56H159V55H158ZM163 56H164V55H163ZM169 56H172V55H169ZM17 57H18V55H17ZM56 57H57V56H56ZM186 57H187V56H186ZM15 58H16V57H15ZM32 58H33V57H32ZM44 58H45V57H44ZM48 58H49V56H48ZM52 58H54V57H52ZM60 58H61V57H60ZM91 58H92V57H91ZM102 58H103V57H102ZM13 59H14V58H13ZM16 59H17V58H16ZM18 59H19V58H18ZM18 59H17V61H18ZM100 59H101V57H100ZM164 59H165V58H164ZM171 59H172V58H171ZM20 60H21V59H20ZM34 60H35V59H34ZM56 60H57V58H56ZM109 60H110V59H109ZM13 61H14V60H13ZM51 61H52V60H51ZM174 61H175V59H174ZM176 61H178V60H176ZM14 62H15V66H16V63H17V62H16V61H14ZM31 62H32V61H31ZM35 62H36V61H35ZM40 62H41V61H40ZM40 62L37 61L35 64L40 63ZM54 62H55V61H54ZM188 62H189V61H188ZM29 63H30V62H29ZM103 63H104V62H103ZM165 63H166V62H165ZM165 63H164V64H165ZM189 63H190V62H189ZM18 64L21 65V63H18ZM173 64H174V63H173ZM37 65H38V64H37ZM44 65H48V64L46 63V64H44ZM49 65H50V64H49ZM170 65H171V64H170ZM186 65H187V64H186ZM165 66H166V65H165ZM167 66H168V65H167ZM171 66H172V65H171ZM45 67L47 68V66H45ZM49 67H50V66H49ZM49 67H48V68H49ZM91 67H92V66H91ZM150 67H151V66H150ZM261 67H262V66H261ZM10 68H11V66H10ZM165 68H166V67H165ZM222 68H224V67H222ZM14 69H15V68H14ZM51 69H52V68H51ZM99 69H100V68H99ZM101 69H102V68H101ZM16 70H17V69H16ZM18 70H19V69H18ZM38 70H39V68H38ZM42 70H43V69H42ZM42 70H41V71H42ZM80 70L82 71V69H80ZM182 70H183V69H182ZM27 71H28V70H27ZM95 71H96V70H95ZM19 72H20V71H19ZM21 72H22V71H21ZM28 72H29V71H28ZM34 72H35V71H34ZM37 72H38V71H37ZM78 72H79V73H78ZM12 73H13V71H12ZM15 73H16V71H15ZM132 73H133V72H132ZM180 73H181V72H180ZM9 74H10V72H9ZM9 74H8V75H9ZM19 74H20V73H19ZM82 74H83V73H82ZM40 75H41V74H40ZM168 75H169V74H168ZM179 75H180V74H179ZM12 76H13V75H12ZM137 76H138V75H137ZM169 76H170V75H169ZM180 76H181V75H180ZM180 76H179V77H180ZM181 77L183 78L184 75L181 76ZM181 77H180V78H181ZM187 77H188V79H189V76H186V78H187ZM1 78H3V77H1ZM160 78H161V76H160ZM170 78H171V76H170ZM194 78H195V77H194ZM198 78H200V77H198ZM257 78H258V77H257ZM3 79H4V78H3ZM14 79H15V78H14ZM153 79H155V78H153ZM167 79H169L168 76H167ZM119 80H120V79H119ZM129 80H132V79H129ZM155 80L158 81L157 78H156ZM192 80H193V79H192ZM9 81H10V80H9ZM11 81H12V80H11ZM199 81H200V80H199ZM122 82H123V81H122ZM130 82H131V81H130ZM158 82H159V81H158ZM158 82H157V83H158ZM183 82H184V81H183ZM12 83H13V82H12ZM154 83H155V81H154ZM16 84H17V83H16ZM128 84H129V83H128ZM176 84H177V82H176ZM192 84H193V83H192ZM117 85H118V84H117ZM120 85H121V84H120ZM162 85H163V84H162ZM132 86H133V85H132ZM172 86H173V85H172ZM129 87H130V85H129ZM129 87H128V88H129ZM158 87H159V86H158ZM167 87H168V86H167ZM28 88H29V87H28ZM134 88H135V87H134ZM164 88H165V86H164ZM164 88H163V89H164ZM168 88H169V87H168ZM170 88H171V87H170ZM170 88H169V89H170ZM177 88H178V87H177ZM179 88H180V87H179ZM131 89H132V88H131ZM135 89H137V88H135ZM155 89L157 90V88H155ZM159 89H161V88L159 87ZM165 89H166V88H165ZM193 89H194V88H193ZM193 89H192V90H193ZM124 90H125V89H124ZM161 90H162V89H161ZM175 90H176V89H175ZM97 91H98V90H97ZM109 91H110V90H109ZM118 91H119V90H118ZM159 91H160V90H159ZM164 91H165V90H164ZM171 91H172V88H171ZM24 92H25V91H24ZM27 92H28V90H27ZM134 92H135V91L133 90V93H134ZM165 92H166V91H165ZM169 92H170V91H169ZM172 92H174V91H172ZM180 92H181V91H179V93H180ZM17 93H18V92H17ZM133 93H132V94H133ZM175 93H176V92H175ZM177 93H178V92H177ZM177 93H176V94H177ZM179 93H178V94H179ZM262 93H264V92H262ZM110 94H111V93H110ZM123 94H124V93H123ZM134 94H135V93H134ZM162 94H163V92H162ZM162 94H161V96H162ZM18 95H19V94H18ZM154 95H155V94H154ZM260 95H263V94L260 93ZM164 96H165V95H163V97H164ZM175 97H176V96H175ZM178 97H179V96L177 95V98H178ZM260 97H261V96H260ZM99 98H100V97H99ZM130 98H131V97H130ZM92 99H93V98H92ZM94 99H95V98H94ZM133 99H135V98H133ZM22 100H23V99H22ZM22 100H21V101H22ZM66 100H68V99H66ZM97 100H99V99H97ZM113 100H114V99H113ZM170 100H171V99H170ZM192 100H194V98H193ZM95 101H96V100H95ZM131 101L133 102V100H131ZM195 101H196V100H195ZM195 101H194V102H195ZM91 102H93V101H91ZM134 102H135V101H134ZM167 102H170V101H167ZM261 102H262V101H261ZM96 103H97V102H96ZM105 103H106V102H105ZM105 103H104V104H105ZM115 103H116V102H115ZM126 103H127V102H126ZM128 103H129V102H128ZM165 103H166V102H165ZM171 103H173V101H172ZM197 103H198V102H197ZM262 103H263V102H262ZM22 104L24 105L25 110H26V108H27L26 103H25L24 101H22ZM31 104H32V106H33V109H34L37 113H40V114L43 116V113H42V109H43V107H41V105H39V103L35 100L34 97L32 98ZM92 104H93V103H92ZM137 104H138V103H137ZM168 104H169V103H168ZM195 104H196V103H195ZM17 105H19V104L17 103ZM163 105H164V104H163ZM166 105H167V104H166ZM260 105H261V104H260ZM260 105H258V106L260 107ZM263 105H264V104H263ZM108 106H110V105H108ZM123 106L125 107V105H123ZM169 106H170V108H171V105H169ZM169 106H167V107H169ZM14 107H15V106H14ZM124 107H122V108H124ZM130 107H133V105L129 106V109H130ZM167 107H166V108H167ZM109 108H110V107H109ZM161 108H162V106H161ZM263 108H264V106H262V109H263ZM17 109H18V108H17ZM78 109H80V108H78ZM124 109H125V108H124ZM124 109H123V110H124ZM126 110H127V109H126ZM132 110H133V109H132ZM161 110H163V109H161ZM166 110H167V109H166ZM17 111H18V110H17ZM79 111H80V110H78V112H79ZM91 111H92V109H91ZM13 112L16 113L15 116L17 117L18 114H17V112L15 111V109L13 110ZM27 112H28V111H27ZM27 112H26V113H27ZM72 112H73V114H70V116H72L73 118L71 117V118H69V119H71V121H73V123H72L71 121L65 119V117H64V119L62 120V121L64 122L63 124H65V128H64V129L66 130V126H68V127H70L72 130H73V129L76 130L77 127H74V126H76V125L78 126V128H77L78 131L84 129V128H85V127H83L84 125L81 126V124H79V123L81 122V120H83V119H80V118H83V117L81 116L83 113H82V114H81V113L74 114V109H73ZM89 112H90V111H89ZM130 112H131V111H130ZM223 112H224V111H223ZM260 112H261V111H259V113H260ZM91 113H92V112H91ZM119 113H120V112H119ZM168 113H169V112H168ZM233 113H234V112H233ZM263 113H264V112H263ZM68 114H69V113H68ZM68 114H66V115L68 116ZM115 114H116V113H115ZM13 115H14V114H13ZM56 115H57V114H56ZM15 116H14V118H16ZM128 116H129V114H128ZM168 116H171V115H168ZM222 116H223V115H222ZM30 117H31V115H30ZM57 117H58V115H57ZM57 117H56V118H57ZM79 117H80V118H79ZM115 117H116V115H115ZM117 117H118V116H117ZM124 117H125V116H124ZM126 117H127V116H126ZM129 117H130V116H129ZM260 117H261V116H260ZM75 118H76V120H80V122L77 121V122H79V123H78L79 125L76 124V122L74 123ZM167 118H168V117H167ZM167 118H166V119H167ZM226 118H227V117H226ZM254 118H255V121H256V117H254ZM12 119H13V118H12ZM12 119H11V120H12ZM16 119H17V118H16ZM28 119H29V118H28ZM38 119H39V118H38ZM92 119H93V118H92ZM129 119H130V118H129ZM171 119H172V118H171ZM174 119H176V118H174ZM30 120H31V119H30ZM234 120H236V119H234ZM257 120H258V118H257ZM19 121H20V120H19ZM23 121H24V120H23ZM68 121H69V122H68ZM84 121H85V122H84ZM89 121H90L91 123H89ZM129 121H130V120H129ZM168 121H169V120H168ZM237 121H238V120H236V122H237ZM261 121H262V120H261ZM21 122H22V121H21ZM21 122H19V123H21ZM24 122H25V121H24ZM31 122H32V121H31ZM70 122H71V123H70ZM86 122L89 123L91 126H93V125L95 124L96 121H95V122H92V121H91V118H90V120H88V121H87L86 119H84V120H83V123L86 124ZM98 122H100V121L98 120ZM98 122H96L95 125L98 126V125H99V124H97ZM169 122H170V121H169ZM173 122H175V121H173ZM177 122H178V121H177ZM250 122H251V120H250L249 123H248V124L250 125L249 127H250V128H251V127H254V126H251V125H253V124H251ZM262 122H263V121H262ZM10 123H11V122H10ZM22 123H23V122H22ZM29 123H30V122H29ZM92 123H93V125H92ZM111 123H112V122H111ZM137 123H138V122H137ZM238 123H239V122H237V125H238ZM255 123H256V122H255ZM255 123H254V125H256ZM61 124H62V122H61ZM74 124H76V125H74ZM89 124H87V128H88V125H89ZM123 124H125V123H123ZM130 124H131V123H130ZM134 124H135V123H134ZM173 124L176 125L175 123H173ZM178 124H179V123H178ZM257 124H258V123H257ZM21 125H22V124H21ZM73 125H74V126H73ZM101 125H102V124H100V127H101ZM110 125H111V124H110ZM167 125H168V124H167ZM17 126H18V125H17ZM24 126H25V125H24ZM24 126H23V127H24ZM32 126H33V125H32ZM57 126H59V124H58ZM63 126H64V125H63ZM80 126L83 127V128H79ZM97 126H96V128H97ZM125 126H126V125H125ZM125 126H124V127H125ZM152 126H153V125H152ZM154 126H155V125H154ZM170 126H173V125L170 124L168 127H170ZM257 126H258V125H257ZM20 127H21V126H20ZM60 127H61V126H60ZM155 127H156V126H155ZM234 127H235V126H234ZM16 128H17V127H16ZM29 128H30V127H29ZM238 128H239V126H238ZM250 128H249V130H250ZM41 129H42V128H41ZM71 129H69V130L71 131ZM79 129H80V130H79ZM97 129H98V128H97ZM100 129H101V128H100ZM100 129H99V130H100ZM125 129H126V128H125ZM177 129H178V128H177ZM219 129H220V128H219ZM225 129H226V128H225ZM225 129L223 128V131H224ZM241 129H242V128H241ZM253 129H254V128H253ZM5 130H6V129H5ZM84 130H85V129H84ZM84 130H82V131H83V134H84ZM117 130H118V129H117ZM129 130H130V129H129ZM132 130H133V132H134V129H133V128H132ZM136 130H137V129H136ZM226 130H227V129H226ZM230 130H231V129H230ZM246 130H248V129H246ZM251 130H252V129H251ZM16 131H17V130H15V132H16ZM78 131H77V132H78ZM118 131H119V130H118ZM120 131H121V130H120ZM120 131H119V132H120ZM173 131H174V129H173ZM173 131H172V132H173ZM177 131H178V130H175V133H176ZM181 131H182V130H181ZM223 131H222V132H223ZM232 131H233V130H232ZM237 131H238V129H237ZM15 132H14V133H15ZM41 132H42V131H41ZM77 132H74V134H73L74 137L78 135ZM222 132H221V133H222ZM226 132H227V131H226ZM234 132H235V131H234ZM245 132H247V131H245ZM251 132H252V131H251ZM16 133H17V132H16ZM16 133H15V134H16ZM80 133H81V132H80ZM134 133H135V132H134ZM134 133H132V134H134ZM180 133H181V132H180ZM180 133L178 132V133H176V134H180ZM230 133H232V132L228 131V135H230ZM241 133H242V132H241ZM248 133H249V132H248ZM5 134H6V133H5ZM68 134H69V132H68ZM71 134H72V133H71ZM83 134H82V137L85 136L84 138L86 139V135H87V134H84V135H83ZM160 134H161V133H159V135H160ZM233 134H235V133H233ZM41 135H42V133H41ZM41 135H40V139H41ZM152 135H153V134H152ZM180 135H181V134H180ZM183 135H184V134H183ZM236 135H239V134H236ZM236 135H235V136H236ZM241 135H242V134H241ZM247 135H248V134H247ZM59 136H60V135H59ZM69 136H70V135H69ZM79 136H80V135H79ZM79 136H78V137H79ZM126 136H127V135H126ZM172 136H173V135H170L169 137L172 138ZM222 136H223V135H222ZM222 136H221V137H222ZM224 136L226 137V134H224ZM224 136H223V137H224ZM245 136H246V133H245ZM254 136H255V135H254ZM43 137H44V136H43ZM70 137H72V136H70ZM97 137H98V136H97ZM135 137H136V135H135ZM142 137H143V136H142ZM164 137H165V136H164ZM169 137L167 136L168 140H169ZM174 137H175V138H172V139L177 141L178 139H176V138H178V136L175 135ZM225 137H224V138H225ZM228 137H233V136H232V134H231V135L228 136ZM251 137L253 138V136H251ZM255 137H256V136H255ZM255 137H254V138H255ZM13 138H14V137H13ZM13 138H12V139H13ZM103 138H104V137H103ZM103 138H102V136H101V142H102V140H104ZM129 138H130V140L126 139L125 141H128L127 143L130 144L129 141H131V140H132L131 138H134V136L131 137V135H129ZM171 138H170V139H171ZM224 138H223V139H224ZM246 138H247V137H246ZM248 138H249L250 140L252 139V138H250V136H249ZM254 138H253V139H254ZM256 138H257V137H256ZM256 138H255V139H256ZM71 139H72V138H71ZM75 139H76V138H75ZM97 139H98V138H97ZM140 139H141V138H140ZM145 139H146V138H145ZM154 139H155V138H154ZM187 139H188V138H187ZM235 139L237 140V136L235 137ZM9 140H10V139H9ZM72 140H73V139H72ZM76 140H77V139H76ZM81 140H82V138H81ZM164 140H165V139H164ZM221 140H222V139H220V141H221ZM226 140H227V138H226ZM226 140H224V141H226ZM229 140H230V138H229ZM240 140H242V139H240ZM10 141H11V140H10ZM13 141H14V140H13ZM13 141H11V142H13ZM61 141H63V140H61ZM61 141H60V142H61ZM104 141H105V140H104ZM107 141H108V140H107ZM123 141H124V140H123ZM159 141H160V140H159ZM166 141H167V139H166ZM166 141H164V142H166ZM176 141H175V142H176ZM186 141L188 142V140H186ZM220 141H219V142H220ZM227 141H228V140H227ZM231 141H232V139H231ZM251 141H252V140H251ZM256 141H257V140H256ZM259 141H260V138H259ZM60 142H59V143H60ZM74 142H76V141H74ZM74 142H73V145L75 144ZM77 142H78V140H77ZM79 142H80V143L84 142V139H83L82 141H79ZM79 142L76 143V144H77V147H78ZM132 142H133V141H132ZM141 142H142V141H141ZM145 142H146V141H145ZM147 142H148V141H147ZM180 142H183V141H180ZM180 142H179V143H180ZM213 142H214V141H213ZM232 142H234V140H233ZM235 142H236V141H235ZM238 142H239V141H238ZM241 142H242V141H241ZM14 143H15V141H14ZM19 143H20V142H19ZM21 143H22V142H21ZM23 143H24V142H23ZM38 143H39V142H38ZM50 143H51V142H50ZM91 143H92V142H91ZM123 143H124V142H123ZM166 143H167V142H166ZM193 143H194V142H193ZM216 143H217V141H216ZM221 143H223V142L221 141ZM230 143H231V142H230ZM11 144H12V143H11ZM63 144L66 145V142L63 143ZM63 144H62V145H63ZM68 144L70 145L69 142H68ZM76 144H75V145H76ZM88 144H90V142H88ZM105 144H106V143H105ZM121 144H122V143H121ZM129 144H128V145H129ZM170 144H171V146H170ZM170 144H169V145H164V146H165V147L167 146V147L170 148V147H172V144H173L172 141H171ZM174 144H175V143H174ZM177 144H178V143H177ZM182 144H183V143H182ZM213 144H215V143H213ZM223 144H224V143H223ZM233 144H234V143H233ZM235 144H236V143H235ZM17 145H18V144H17ZM36 145H37V144H36ZM59 145H60V144H59ZM59 145H58V146H59ZM75 145H74V147H75ZM79 145H80V144H79ZM106 145H107V144H106ZM131 145H132V143H131ZM194 145H195V143H194ZM194 145H193V146H194ZM209 145H210V144H209ZM239 145L241 146V144H239ZM12 146H13V145H12ZM55 146H56V145H55ZM70 146H71V145H70ZM96 146L99 147L98 144H96ZM96 146H95V147H96ZM109 146H110V145H109ZM164 146H163V147H164ZM176 146H177V145H175V147H176ZM179 146H181V143H180ZM179 146H177V147H179ZM234 146H236V145H234ZM240 146H238V147L240 148ZM249 146H250V145H249ZM253 146H254V145H253ZM255 146H257V148L259 149V146L257 145V143H256ZM255 146H254V147H255ZM56 147H57V146H56ZM63 147H64V146H63ZM95 147H93V145H92V148H94V151L97 149V148L95 149ZM123 147L126 149V145H123ZM129 147H130V146H128L127 148H129ZM139 147H140V145H139ZM182 147L185 148L184 146H182ZM190 147H191V146H190ZM195 147H196V145H195ZM23 148H24V147H23ZM36 148H37V147H36ZM41 148H42V147H41ZM41 148H40V149H41ZM45 148H46V146H45ZM69 148H70V147H69ZM71 148H72V147H71ZM108 148H109V147H108ZM158 148H159V147H158ZM172 148H174V147H172ZM241 148H242V146H241ZM241 148H240V150H241ZM56 149H57V148H56ZM59 149H60V148H59ZM65 149H66V148H65ZM73 149H74V148H72V150H73ZM78 149H79V147H78ZM78 149H77V150H78ZM81 149H82V148H81ZM170 149H171V148H170ZM175 149H177V148H175ZM188 149H189V148H188ZM242 149H243V148H242ZM255 149H256V148H255ZM19 150H20V149H19ZM70 150H71V149H69V151H70ZM77 150H75V151L78 152ZM116 150H117V149H116ZM166 150H167V149H166ZM171 150H172V149H171ZM173 150H174V149H173ZM173 150H172V152H173ZM189 150H192V149H189ZM251 150H252V149H251ZM21 151H23V149H22ZM24 151H27V149L24 150ZM31 151H32V150H31ZM59 151H60V150H59ZM79 151H80V150H79ZM174 151H176V150H174ZM195 151H196V149H195ZM46 152H48V151H46ZM46 152H45V153H46ZM70 152H71V151H70ZM70 152H69V153H70ZM80 152H81V151H80ZM80 152H79V153H80ZM95 152H96V151H95ZM97 152H98V151H97ZM145 152H146V151H145ZM170 152H171V151H169L168 154H170ZM183 152H184V151H183ZM190 152H191V151H190ZM190 152H188V154H189ZM214 152H215V151H214ZM238 152H239V151H238ZM33 153L35 154V152H33ZM33 153H31V155H32ZM36 153H37V151H36ZM66 153H67V152H66ZM72 153H73V152L70 153L71 156H72ZM79 153H76V154L78 155ZM83 153H84V150H83ZM83 153H81V155H82ZM174 153H175V152H174ZM179 153H180V152H179ZM181 153H182V151H181ZM197 153H198V152H197ZM239 153H240V152H239ZM29 154H30V153H29ZM38 154H39V152H38ZM58 154H59V155H62V150H61V154H60V153H58ZM73 154H74V153H73ZM110 154H111V153H110ZM145 154H146V153H145ZM168 154H167V155H168ZM190 154H193V153H190ZM200 154H201V153H200ZM256 154H257V153H256ZM26 155H27V154H25V156H26ZM77 155H76V158H77ZM83 155H84V154H83ZM83 155H82V156H83ZM99 155H100V154H99ZM142 155H143V154H142ZM165 155H166V152H165ZM172 155H173V154H172ZM175 155L177 156V154H175ZM178 155H179V154H178ZM180 155H181V154H180ZM198 155H199V154H197V156H198ZM257 155H259V154H257ZM38 156H39V155H38ZM71 156H70V157H71ZM82 156H81L80 158H82ZM97 156H98V155H97ZM97 156H96V157H97ZM109 156H110V155H108V157H109ZM111 156H112V155H111ZM169 156H170V155H169ZM190 156L192 157L193 155H190ZM190 156H189V158H187L188 156L186 157V158L188 159V162H189V163H190V161H191ZM215 156H216V155H215ZM32 157H34V156L32 155ZM40 157H42V156H40ZM49 157H50V154H49ZM49 157H48V158H49ZM52 157H53V154H52ZM70 157H68V159H71ZM78 157H79V156H78ZM164 157H165V156H164ZM166 157H167V156H166ZM173 157H175V156H173ZM194 157H196V156H194ZM194 157H193V158H194ZM227 157H229V156H227ZM230 157H232V156H230ZM260 157H261V156H260ZM25 158H26V157H25ZM27 158H28V157H27ZM38 158H39V157H38ZM61 158H62V157H61ZM73 158L76 160L75 157H73ZM73 158H72V159H73ZM80 158H79V159H80ZM97 158H98V157H97ZM110 158H111V157H109V158L106 157V159H108L109 161H110ZM115 158H116V157H115ZM144 158H145V157H144ZM167 158H169V157H167ZM179 158H180V157H179ZM196 158H197V157H196ZM198 158H199V157H198ZM46 159H47V158H46ZM74 159H73V160H74ZM77 159H78V158H77ZM104 159H105V158H104ZM106 159H105V160H106ZM176 159L178 160V156H177ZM182 159H183V158H182ZM189 159H190V160H189ZM199 159H200V158H199ZM213 159L215 160V157H214V156H213ZM226 159H227V158H226ZM27 160H28V159H27ZM31 160H32V159H31ZM50 160H51V159H50ZM50 160H48V162H50ZM63 160H64V158H63ZM134 160H135V159H134ZM183 160H184V159H183ZM183 160H182V162H183ZM223 160H225V159L223 158ZM228 160H230V159L228 158ZM23 161H24V160H23ZM53 161H54V160H53ZM76 161H78V160H76ZM76 161H74V162H75L76 164H78ZM95 161H96V158L94 159V162H95ZM111 161H113L112 158H111ZM145 161H146V160H145ZM160 161H161V160H160ZM180 161H181V160H180ZM197 161H198V159H197ZM197 161H196V162H197ZM21 162H22V161H21ZM51 162H52V161H51ZM57 162H58V161H57ZM68 162H69V160H68ZM71 162H72V161H71ZM106 162H107V160H106ZM176 162L179 163V161H176ZM182 162H181V163H182ZM184 162H185V160H184ZM184 162H183V164H184ZM188 162H187V163H188ZM192 162H193V161H192ZM218 162H223V161H222V159H220V161H218ZM226 162H227V161H226ZM230 162H231V161H230ZM230 162H229V163H230ZM236 162H237V160H236ZM42 163H43V162H42ZM42 163H41V164H42ZM52 163H53V162H52ZM72 163H73V162H72ZM75 163H74V164H75ZM107 163H108V162H107ZM109 163H110V162H109ZM109 163H108V166H109ZM112 163H113V162H112ZM151 163H152V162H151ZM174 163H175V162H174ZM174 163H172V164H174ZM215 163H216V162H215ZM224 163H225V162H224ZM232 163H233V162H232ZM105 164H106V163H105ZM144 164H145V162H144ZM179 164H180V163H179ZM193 164H195V161H194ZM225 164H226V163H225ZM233 164H234V163H233ZM47 165H48V164H47ZM52 165H53V164H52ZM106 165H107V164H106ZM149 165H150V164H149ZM191 165H192V164H191ZM191 165H190V166H191ZM53 166H54V165H53ZM74 166H75V165H74ZM108 166H107V168L109 169V167H110L111 165H110L109 167H108ZM150 166H151V165H150ZM153 166H154V165H153ZM178 166H179V167H180V166L182 167V164H181V165H178ZM192 166H193V165H192ZM192 166H191V167H192ZM49 167H50V165H49ZM148 167H149V166H148ZM148 167H147V168H148ZM158 167H159V165H158ZM176 167H177V166H176ZM234 167H235V166H234ZM32 168H33V167H32ZM44 168H45V167H44ZM102 168H103V167H102ZM107 168H106V166H105V167H104V171H105V169H107ZM110 168L112 169V167H110ZM142 168H143V167H142ZM173 168H174V167H173ZM177 168H178V167H177ZM182 168H183V167H182ZM196 168H197V167H196ZM51 169H52V168H51ZM94 169H96V171H97L98 168H93L91 171H92V172L95 171ZM108 169H107V170H108ZM111 169H110V170H111ZM113 169H114V168H113ZM116 169H117V168H116ZM149 169H150V168H149ZM155 169H156V168H155ZM169 169H170V166H169ZM171 169H172V168H171ZM171 169H170V170H171ZM180 169H181V168H180ZM193 169H194V168H193ZM236 169H237V168H236ZM136 170H137V169H136ZM177 170H178V169H177ZM246 170H247V169H246ZM26 171H27V170H26ZM91 171H90V172H91ZM99 171H101V169H100ZM114 171H116V170H114ZM114 171L111 170V171H109V172L112 173V172H114ZM130 171L133 172V170H130ZM146 171H147V170H146ZM148 171H151V170H148ZM167 171H169V170H167ZM31 172H32V171H31ZM102 172H103V171H102ZM105 172L108 173V171H105ZM137 172H138V171H137ZM139 172H140V170H139ZM139 172H138V174H139ZM173 172H174V173H177V172H175V169L173 170ZM173 172H172V173H173ZM98 173H99V172L97 171V173H96L97 175H96V176H98ZM100 173H101V172H100ZM100 173H99V174H100ZM129 173H131V172L128 171V174H129ZM149 173H150V172H149ZM149 173H148V175H149ZM168 173H170V172H168ZM172 173H171V174H172ZM186 173H187V172H186ZM234 173H235V172H234ZM32 174H33V173H32ZM54 174H55V173H54ZM88 174H89V172H88ZM94 174H95V172H94ZM101 174H102V173H101ZM109 174H110V173H109ZM112 174H113V173H112ZM135 174H136V173H135ZM177 174H178V173H177ZM180 174H182V173H180ZM36 175H37V174H36ZM43 175H44V174H43ZM102 175H103V174H102ZM105 175H106V174H105ZM105 175H103V176H105ZM151 175H152V174H151ZM178 175H179V174H178ZM184 175L186 176L185 173H184ZM204 175H205V174H204ZM228 175H229V174H227L226 176H228ZM232 175H233V174H232ZM232 175H231V176H232ZM22 176H23V175H22ZM24 176H25V175H24ZM50 176H51V174H50ZM76 176H77V175H76ZM88 176H90V174H89ZM92 176H93V175H92ZM103 176H102V177H103ZM108 176H109V175H108ZM108 176L106 175V176H105V179H107ZM129 176H130V174H129ZM172 176H173V174L171 175V178L174 179L175 177H174V176L172 177ZM179 176H180V175H179ZM238 176H239V175H238ZM53 177H55V176H53ZM77 177H78V176H77ZM77 177H76V178H77ZM79 177H80V175H79ZM93 177H94V176H93ZM93 177H92L93 181L96 180V182H95V181L93 182V181L91 180V178H89V177H88V178L91 180V183H92V184H93V183H97V179H95V178H93ZM106 177H107V178H106ZM113 177H114V176H112V178H113ZM138 177H139V176H138ZM143 177H144V176H143ZM148 177H149V176H148ZM208 177L210 178V176H208ZM208 177H207V178H208ZM211 177H212V176H211ZM223 177H224V176H223ZM239 177H240V176H239ZM45 178H46V177H44V179H45ZM48 178H50V177H48ZM97 178L99 179V176H98ZM112 178H110V181H111ZM132 178H133V176H132ZM150 178H152V177H150ZM179 178H180V177H179ZM183 178H184V177H183ZM183 178H182V183H183ZM186 178H187V177H186ZM186 178H185V179H186ZM188 178H189V177H188ZM207 178H206V179H207ZM225 178H226V177H225ZM52 179H53V178H52ZM81 179H82V177H80V180H81ZM89 179H88V181H89ZM129 179H130V177H129ZM155 179H156V178H155ZM157 179H159V177H158ZM173 179H172V181H174ZM204 179H205V178H204ZM206 179H205V180H206ZM35 180H36V179H35ZM45 180H46V179H45ZM99 180H100V179H99ZM102 180H104V179L102 178ZM102 180H101V182H102ZM112 180H114V179H112ZM150 180H151V179H150ZM205 180H204V181H205ZM209 180L211 181V178H210ZM256 180H257V179H256ZM20 181H21V180H20ZM110 181L108 180V182H110ZM139 181H140V180H139ZM152 181H153V180H151V183H152ZM164 181H165V179H164ZM180 181H181V180H180ZM185 181H186V180H185ZM21 182H22V181H21ZM52 182H53V181H52ZM106 182H107V181H106ZM106 182H105V183H106ZM108 182H107L106 184H109ZM111 182H112V181H111ZM111 182H110V183H111ZM140 182H142V181H140ZM157 182H159V181H157ZM176 182H177V181H176ZM219 182H220V181H219ZM222 182H223V178H222ZM24 183H25V182L23 181V184H24ZM27 183H28V182H27ZM50 183H51V182H50ZM50 183L47 184V182H46V184H47L48 186H49ZM91 183H90V184H91ZM103 183H104V182H103ZM113 183H114V185H115V182H114V181H113ZM113 183H111V184L113 185ZM151 183L149 182V184H151ZM169 183H170V182H169ZM185 183H186V182H185ZM25 184H26V183H25ZM37 184H38V183H37ZM123 184H124V183H123ZM138 184H139V183H138ZM157 184H158V183H157ZM174 184L176 185L175 182L173 183V185H174ZM207 184H209V182H207ZM210 184H211V183H210ZM21 185H22V184H21ZM30 185H31V182H30ZM35 185H36V184H35ZM42 185H43V184H42ZM51 185H52V184H51ZM68 185H69V184H68ZM88 185H89V184H88ZM99 185H102V183L97 184V186H99ZM103 185H104V184H103ZM164 185H166V183H164ZM164 185H163V186H164ZM222 185H223V184H222ZM224 185H225V184H224ZM257 185H258V184H257ZM17 186H18V185H17ZM19 186H20V185H19ZM26 186H27V185H26ZM31 186H32V185H31ZM52 186L54 187V184H53ZM69 186H72V185H69ZM69 186H68V187H69ZM89 186H90V185H89ZM91 186H92V187H97L96 184H95V186H94V185H91ZM137 186H138V185H137ZM151 186H152V184H151ZM155 186H156V185H155ZM158 186L160 187V185H158ZM163 186H162V187H163ZM168 186H169V185H168ZM176 186L179 187V183H178ZM180 186H181V185H180ZM217 186H218V185H217ZM258 186H259V185H258ZM8 187H9V186H8ZM36 187H37V185H36ZM68 187H67V188H68ZM86 187H87V186H86ZM92 187H90V189H85V190H89V191L91 190V191H93V190H92ZM104 187H105V186H104ZM109 187H110V186H109ZM113 187H114V186H113ZM113 187H112V188H113ZM135 187H136V186H135ZM169 187L171 188L170 190H172V186H169ZM181 187H183V186H181ZM181 187H180V188H181ZM184 187H185V186H184ZM207 187H208V186H207ZM223 187H224V186H223ZM6 188H7V187H6ZM23 188H25V187H23ZM49 188H50V186L48 187V189H49ZM73 188H74V187H73ZM73 188L70 187V188H68V189H71L70 192H71V191L73 192V190H72ZM88 188H89V187H88ZM105 188H107V185H106ZM105 188H104V190H105ZM116 188H117V187H116ZM154 188H155V187H154ZM219 188H220V187H219ZM249 188H250V187H249ZM249 188H248V189H249ZM11 189H12V188H11ZM55 189H56V188H55ZM68 189H67V190H68ZM97 189H99V187H98ZM102 189H103V188H102ZM102 189H101V191H102ZM127 189H128V188H127ZM164 189H165V188H164ZM183 189H184V188H181V189H179V190H182V191H183ZM221 189H222V187H221ZM223 189H224V188H223ZM257 189H259V188H257ZM260 189H261V187H260ZM5 190H6V189H5ZM17 190H18V189H17ZM22 190H23V189H22ZM49 190H50V189H49ZM52 190L54 191V189H51V191H52ZM57 190H58V189H57ZM67 190H65V191H67ZM108 190H109V189H108ZM115 190H116V189H115ZM173 190H174V189H173ZM173 190H172V191H173ZM215 190H216V189H215ZM2 191H3V190H2ZM2 191H1V192H2ZM18 191H19V190H18ZM18 191H17V192H18ZM28 191H29V190H28ZM28 191H27V192H28ZM35 191H36V190H35ZM51 191L48 192V193H49V194H50V193H53V192H51ZM55 191H56V190H55ZM55 191H54V193L56 194ZM77 191H78V190H77ZM98 191H99V190H98ZM257 191H258V190H257ZM1 192H0V193H1ZM19 192H20V191H19ZM21 192H22V191H21ZM94 192H95V191H94ZM109 192H112V191L109 190ZM113 192H114V190H113ZM122 192H123V191H122ZM180 192H181V191H180ZM222 192H223V190H222ZM262 192H263V191H262ZM262 192H261V194H262ZM2 193H4V192H2ZM62 193H63V192H62ZM65 193H66V192H65ZM73 193H74V192H73ZM77 193H78V192H77ZM96 193H97V192H95V194H96ZM102 193H103V192H102ZM161 193H162V192H161ZM161 193H160V194H161ZM164 193H165V192H164ZM215 193H216V192H215ZM230 193H231V192H230ZM21 194H22V193H21ZM32 194H33V193H32ZM38 194H39V193H38ZM42 194H43V192H42ZM55 194H52V195H54V197H56L57 195H59L58 193H57V195H55ZM63 194H64V193H63ZM63 194H62V196H63ZM67 194H69V192H68ZM80 194H82V192H80L79 194H77V195H79V198H80ZM95 194H94V196H95ZM98 194H100V192H98ZM98 194L96 195L97 198H98ZM106 194H107V193H106ZM115 194H116V193H115ZM141 194L143 195V193H141ZM218 194H219V193H218ZM258 194H260L259 191L257 192V195H258ZM3 195H4V194H3ZM27 195H28V194H27ZM44 195H45V194H44ZM69 195H70V194H69ZM71 195H72V194H71ZM73 195H74V194H73ZM73 195H72V196H73ZM110 195H112V194H110ZM157 195H158V194H157ZM172 195L175 196V198H176V195H175V194L172 193ZM207 195H208V194H207ZM209 195H211V194H209ZM222 195H223V194H222ZM64 196L66 197L67 195L64 194ZM92 196H93V195H92ZM96 196H95V198H96ZM105 196H106V195H105ZM105 196H104V197H105ZM115 196H116V195H115ZM161 196H162V195H161ZM165 196H166V195H165ZM165 196H164V198H165ZM168 196H169V195H168ZM219 196H220V195H219ZM228 196H229V195H228ZM242 196H243V194H242ZM28 197H29V196H28ZM33 197H34V196H33ZM54 197H53V198H54ZM69 197H70V196H69ZM69 197H68V199H70ZM74 197H75V196H74ZM88 197H89V198H88ZM88 197H87V198L90 199V196H88ZM122 197H123V196H122ZM155 197H157V196L155 195ZM159 197H160V196H159ZM166 197H167V196H166ZM171 197H172V196H171ZM171 197H169V199H170ZM212 197H213V196H212ZM220 197H221V196H220ZM247 197H248V196H247ZM257 197H258V196H257ZM4 198H6V197H4ZM4 198H3V200H4ZM57 198H58V197H57ZM57 198H55V199H57ZM60 198H61V196H59V199H60ZM71 198H72V197H71ZM76 198H77V197H76ZM167 198H168V197H167ZM167 198H166V200H167ZM172 198H173V197H172ZM222 198H223V197H221V198H219V199H222ZM233 198H235V197H231V198H229V199H230L229 202H230ZM237 198H238V197H237ZM64 199H65V198H64ZM83 199H84V198H83ZM109 199H111V198L109 197ZM114 199H116V197H114ZM160 199H162V197H161ZM22 200H23V199H22ZM72 200H73V199H72ZM75 200H76V199H74V201H75ZM85 200H86V198H85ZM90 200L92 201V199H90ZM90 200H88L89 203H90ZM94 200H95V199H94ZM107 200H108V199H107ZM170 200H171V202H172V199H170ZM170 200H169V201H170ZM222 200H223V199H222ZM259 200H260V199H259ZM261 200H262V199H261ZM20 201H21V200H20ZM36 201H38V200H36ZM51 201H52V200H51ZM51 201H50V202H51ZM65 201H66V200H65ZM68 201H69V200H68ZM68 201H67V202H68ZM76 201L78 202L77 204H79V201H80V200H76ZM81 201H83L82 198H81ZM81 201H80V202H81ZM99 201H100V200H99ZM101 201H102V200H101ZM101 201H100V202H101ZM110 201H111V200H110ZM162 201L164 202L163 199H162ZM162 201H161V203L159 202V203H160L159 205H161V206H162ZM175 201H176V200H175ZM217 201H218V200H217ZM220 201H221V200H220ZM225 201H227V200L225 199ZM263 201H264V200H263ZM1 202H2V201H1ZM22 202H23V201H22ZM48 202H49V201H48ZM59 202H62V201L59 200V201L57 202V203H58L57 206H59V208H57V206H56V209H57V210L60 209V211H61V207L63 208V206H60V204L63 205V203H60V204H59ZM67 202H66V204H67ZM69 202H71V201H69ZM83 202H84V201H83ZM83 202H82V203H83ZM97 202H98V200H97ZM173 202H174V200H173ZM186 202H187V201H186ZM3 203H4V202H3ZM51 203H52V202H51ZM54 203H56V201H55V202L53 201V205H54ZM74 203H75V202H74ZM84 203H85V202H84ZM167 203H168V202H167ZM176 203H177V201H176ZM183 203H184V202H183ZM215 203H216V202H215ZM218 203H219V202H218ZM226 203H227V202H226ZM5 204H6V203H5ZM15 204H16V203H15ZM39 204H40V203H39ZM64 204H65V203H64ZM66 204H65V206H66ZM85 204H86V203H85ZM100 204H101V203H100ZM163 204H164V203H163ZM220 204H221V203H220ZM222 204H225V203H222ZM229 204H230V203H229ZM263 204H264V202H263ZM51 205H52V204H51ZM55 205H56V204H55ZM75 205H76V204H75ZM79 205H80V204H79ZM86 205H87V204H86ZM86 205H84V206L82 205V206H83V207H86ZM94 205H95V204H93V206H94ZM106 205H107V204H106ZM108 205H110V204H108ZM117 205H118V203H117ZM164 205H166V204H164ZM167 205H168V204H167ZM178 205H179V204H178ZM183 205H184V204H183ZM187 205H190V203H187ZM187 205L185 204L184 207L186 208ZM193 205H194V204H193ZM216 205H217V204H216ZM7 206H8V204H7ZM23 206H24V204H23ZM36 206H37V204H36ZM39 206H40V205H39ZM46 206H49L48 203H47ZM65 206H64V208H65ZM73 206H74V205H73ZM77 206H78V205H77ZM111 206H112V204H111ZM129 206H130V205H129ZM168 206H171V205H168ZM173 206H174V204H173ZM173 206H172V207H173ZM176 206H177V204H175V207H176ZM180 206H182V204H181ZM219 206H221V205H219ZM219 206H217V207H219ZM15 207H16V206H15ZM32 207H33V206H32ZM74 207H75V206H74ZM87 207H88V206H87ZM91 207H92V206H91ZM124 207H125V206H124ZM148 207H150V206H148ZM162 207H163V206H162ZM172 207H168L167 211H168L169 209H171ZM177 207H179V206H177ZM182 207H183V206H182ZM5 208H6V206H5ZM45 208H46V207H45ZM51 208H52V207H51ZM64 208H63V209H64ZM67 208H68V206H67ZM71 208L73 209L72 205L70 206V209H71ZM79 208H80V207H79ZM79 208H78V209H79ZM89 208H90V207H89ZM108 208H110V206H108ZM195 208H197V207H195ZM214 208H215V207H214ZM220 208H221V207H220ZM38 209L40 210V212H38V214H36V216L34 215V217L36 218V221L39 223V226H40V223L43 224L45 218H44L43 215H42V210H41V208L38 207ZM54 209H55V206H54ZM54 209H53V210H54ZM63 209H62V210H63ZM72 209H71V210H72ZM78 209H77V210H78ZM86 209H87V208H86ZM144 209H145V208H144ZM151 209H152V208H151ZM153 209H154V211L156 212L154 206H153ZM158 209H159V208H158ZM172 209H173V208H172ZM172 209H171V210H172ZM175 209H176V208H175ZM175 209L172 210L173 212H175L174 214H175V215H180V216H181V214H178L179 212H178L177 210H176V211H177V212H176ZM178 209H179V208H178ZM187 209H188V207H187ZM189 209H190V208H189ZM197 209H198V208H197ZM216 209H217V208H216ZM221 209H222V208H221ZM66 210H67V212H65V213L68 214V213H69V212H68L69 210H68V209H66ZM71 210H70V212H71ZM82 210H83V209H82ZM91 210H92V209H91ZM93 210H94V209H93ZM93 210H92V211H93ZM171 210H169V211H171ZM179 210H180V209H179ZM194 210H195V209H194ZM194 210H193V211H194ZM231 210H233V209H231ZM234 210H235V209H234ZM49 211H52V210L50 209ZM54 211H55V213H56V210H54ZM64 211H65V210H64ZM72 211L74 212L75 209H73ZM85 211H88V210H85ZM89 211H90V209H89ZM148 211H149V210H148ZM151 211H152V210H151ZM172 211H171V212H172ZM189 211H192V209H190ZM189 211H188V212H189ZM193 211H192L191 213H195V212H193ZM196 211H197V210H196ZM212 211H214V210H212ZM12 212H13V211H12ZM52 212H53V211H52ZM73 212H72V215H73ZM82 212H83V211H82ZM90 212H91V211H90ZM95 212H96V209H95ZM119 212H120V209H119ZM146 212H147V211H146ZM155 212H154V213H155ZM171 212H170V214H171ZM184 212L186 213V211H183V213H184ZM216 212H218V211H215L214 213H216ZM225 212H226V211H225ZM225 212H223V213L226 214ZM230 212H231V211H230ZM230 212H227V213H230ZM2 213H3V212H2ZM46 213H47V212H46ZM60 213H61V215H64V214H65V213L62 214V213H63L62 211L59 212V214H60ZM78 213H79V212H78ZM78 213L76 212V213L74 214V218H75V219L77 218L78 221L75 220V219H74V220L77 221V222L79 223V220H80V218H82V217H79L78 215H76V214H78ZM84 213H85V212H84ZM88 213H89V212H88ZM149 213L151 214V212H149ZM149 213H148V214H149ZM166 213H167V212H166ZM166 213H165V214H166ZM181 213H182V212H181ZM189 213H190V212H189ZM191 213H190V214H191ZM197 213H198V211H197ZM197 213H195V215H196ZM220 213H222V212H220ZM231 213H233V212H231ZM231 213H230V214H231ZM234 213H235V212H234ZM237 213H238V212H237ZM237 213H236V214H237ZM49 214H50V213H49ZM49 214H48V215H49ZM52 214H53V213H52ZM56 214H58V212H57ZM59 214H58V215H59ZM66 214H65V215H66ZM89 214H90V213H89ZM89 214H88V215H89ZM116 214H118V213H116ZM125 214H128V212L125 213ZM125 214H124V215H125ZM199 214H200V212H199ZM201 214H203V213H201ZM217 214H218V213H217ZM230 214H229V215H230ZM236 214H234V215H236ZM61 215H60V217H61V219H63L64 216L62 217ZM69 215H70V213H69ZM69 215H68V216H69ZM85 215L87 216L86 213H85ZM94 215H95V217H96V213H95ZM97 215H98V214H97ZM107 215H109V214L106 213V216H107ZM118 215H120V214H118ZM118 215H117V216H118ZM121 215H123V209H122V214H121ZM121 215H120V216H121ZM152 215H153V214H152ZM168 215H169V212H168ZM171 215H172V214H171ZM171 215H169V216H171ZM175 215H172V216L174 217ZM182 215H183V214H182ZM186 215H187V213H186ZM192 215H194V214H192ZM195 215H194V216H195ZM197 215H198V214H197ZM197 215H196V216H197ZM231 215H232V214H231ZM238 215H239V214H238ZM9 216H10V215H9ZM30 216H31V215H30ZM50 216H51V215H50ZM70 216H71V215H70ZM75 216H76V217H75ZM86 216H85V217H86ZM91 216H92V215H91ZM101 216L105 217V216L103 215V213L100 215V217H101ZM127 216H128V215H127ZM127 216H126V217H127ZM142 216H143V214H142ZM144 216H145V214H144ZM144 216H143V217H144ZM187 216H188V215H187ZM187 216H185V214H184L183 217H185V219H186ZM27 217H28V216H27ZM46 217H47V216H46ZM53 217L55 218V216H53ZM71 217H73V216H71ZM85 217L83 216V218L81 219V223H82V220H84V221L86 220ZM89 217H90V216H89ZM103 217H101V218L104 219V220H102L101 218H100V219H101V221L104 223V221H105V219H106L107 217H106V218H103ZM108 217H109V216H108ZM121 217H122V216H121ZM124 217H125V216H124ZM124 217H123V219H122L120 222L124 221ZM140 217H141V216H140ZM146 217H147V215H146ZM157 217H158V216H157ZM173 217H171V218H173ZM190 217H192V216L190 215L188 218H190ZM78 218H79V219H78ZM97 218H98V217H97ZM133 218H134V216H133ZM133 218H131V220H132ZM149 218H150V215H149ZM151 218H152V216H151ZM155 218H156V216H155ZM166 218H168L167 215H166ZM177 218H178V217H177ZM177 218L175 219V221L177 220ZM188 218H187V219H188ZM234 218H235V217H234ZM49 219H50V218H49ZM49 219H48V220H49ZM55 219H57V218H55ZM65 219H66V218L63 219V223H62V224H65V223H66V222L64 223V221H66ZM67 219H68V218H67ZM70 219H71V218H70ZM72 219H73V218H72ZM100 219H99V220H100ZM111 219H112V218H111ZM115 219H116V217H115ZM134 219H135V218H134ZM141 219H142V218H141ZM144 219H145V218H143V220H144ZM185 219H184V220H185ZM187 219H186V220H187ZM191 219H192V218H190V220H188V221L185 220V222H186V223L189 222V221L192 222L193 220H191ZM194 219H195V217H194ZM224 219H225V218H224ZM16 220H17V219H16ZM52 220H53V219H52ZM68 220H69V219H68ZM74 220H73V221H74ZM112 220H113V219H112ZM136 220H137V219H136ZM143 220H142V221H143ZM146 220H148V217H147ZM152 220H153V219H152ZM152 220H151V221L149 220L150 223L154 221V220H153V221H152ZM172 220H173V219H171V222H172ZM181 220H182V219H180L179 221H181ZM195 220H196V219H195ZM57 221H58V220H57ZM71 221H72V220H70V222H71ZM88 221L91 222V220H88V219H87V222H88ZM107 221H110V219L107 220ZM126 221H127V220L125 219L124 222L127 223ZM128 221H129V220H128ZM134 221H135V220H134ZM140 221H141V220H140ZM142 221H141V224L143 225V227H144V228L147 227V228H145V230L148 229V226H152V223L149 224V225H147L148 223L145 222V220H144L143 222H142ZM167 221H169V218H168ZM179 221H177V222L179 223ZM196 221H197V220H196ZM10 222H11V221H10ZM10 222H9V223H10ZM49 222H50V221H49ZM70 222H67V223L70 225V224L72 223V222H71V223H70ZM85 222H86V221H85ZM85 222H83V224H84ZM87 222H86V225H87V227H88L89 224H87ZM102 222H101V223H102ZM111 222H112V224L114 223L113 221H111ZM130 222H131V221H129V224L131 225L132 223H135L136 221H135V222L132 221V223H130ZM171 222H170V223H171ZM185 222H184V224H185ZM47 223H48V221H47ZM52 223H54V220H53ZM52 223H51V226L54 227L53 225H55L57 222H56L55 224H52ZM78 223H77V224H78ZM81 223H80V224H81ZM101 223H100V225H101ZM125 223H124V224H125ZM139 223H140V222H139ZM139 223L137 222V226H136V227H138ZM143 223H145L146 226H145V224H143ZM167 223H168V222H167ZM167 223H166V224H167ZM25 224L27 225V223H25ZM68 224H66V225H68ZM72 224H73V223H72ZM72 224H71V225H72ZM74 224H75V223H74ZM77 224H75V225H77ZM80 224H79V225H80ZM83 224H81V227H82ZM90 224H91V223H90ZM94 224H95V223H94ZM104 224H105V225H103V224H102V225L105 226V227L109 226L107 222H105ZM109 224H110V223H109ZM112 224H110V227H109V228L111 229V230H110L111 232H113V231H112L113 228H111V227L113 226ZM122 224H123V222H122ZM129 224L127 225V228H128L129 231H128L127 228L125 227L126 230H127V232H130V229H129L130 226H129ZM135 224H136V223H135ZM141 224H140V226H141ZM172 224H173V222H172ZM187 224H188V223H187ZM189 224H190V223H189ZM1 225H2V224H1ZM12 225H13V224H12ZM47 225H48V224H47ZM96 225H97V223L95 224V226H96ZM111 225H112V226H111ZM167 225H168V224H167ZM174 225H175V224H174ZM185 225H186V224H185ZM190 225L192 226V223H191ZM49 226H50V225H49ZM49 226H48V227H49ZM61 226H62V225H61ZM63 226H64V225H63ZM73 226H74V225H73ZM90 226H93L92 228H94V225L91 224ZM90 226H89V227H90ZM97 226H99V224H98ZM125 226H126V224H125ZM132 226H134L133 228H135V225H132ZM176 226H178V225H176ZM182 226H183V225H182ZM191 226H190V227H191ZM194 226H195V228H196V224H195ZM46 227H47V226H46ZM48 227H47V228H48ZM78 227H80V226H78ZM121 227L123 228L124 226L121 225ZM143 227H140V228H143ZM251 227H253V226H251ZM251 227H250V228H251ZM254 227H255V226H254ZM56 228H57V229L59 228V227H57V224H56ZM56 228H55V229H56ZM68 228H69V226H68ZM95 228H97V227H95ZM109 228H108V229H109ZM133 228L131 227V231L133 230ZM138 228H139V227H138ZM144 228H143V229H144ZM155 228H156V227H155ZM168 228H169V226H168ZM170 228H171V227H170ZM174 228L176 229V227H174ZM183 228H185V227L183 226ZM186 228H189V227L186 226ZM246 228H247V227H246ZM255 228H256V230H257V229H258V226L255 227ZM5 229H6V228H5ZM48 229H49V228H48ZM57 229H56V230H57ZM60 229H61V228H60ZM62 229H63V228H62ZM69 229H70V228H69ZM74 229H76L75 226H74ZM90 229H91V228H90ZM100 229H102L101 226H100ZM105 229H106V228H105ZM149 229H150V230H151V229L154 230V227H153V228H149ZM158 229H159V228H158ZM158 229H157V231H158ZM181 229H182V228H181ZM200 229H201V228H200ZM205 229H206V228H205ZM260 229H261V228H260ZM18 230H19V229H18ZM20 230H21V229H20ZM27 230H28V229H27ZM52 230H53V228H51L49 231H52ZM66 230H67V227H66ZM80 230H81V229L77 230L78 233H79ZM82 230H83V229H82ZM91 230H92V229H91ZM106 230H107V229H106ZM145 230H144V231H145ZM170 230H171V229H170ZM189 230H190V229H189ZM245 230H247V229H245ZM253 230H254V229H253ZM256 230H255V231H256ZM16 231H17V230H16ZM28 231H29V230H28ZM28 231H26V232H28ZM46 231H48V230H46ZM54 231H55V230H54ZM54 231H53V232H54ZM67 231H68V230H67ZM69 231H71V230H69ZM69 231H68V232H69ZM108 231H109V230H108ZM110 231H109V232H110ZM124 231H125V230H124ZM134 231H135V229H134ZM134 231H132V233H133ZM136 231H137V230H136ZM151 231H152V230H151ZM155 231H156V230H155ZM183 231H184V230H183ZM187 231H188V230H187ZM197 231H198L197 233H199V229H197ZM202 231H203V230H202ZM258 231H259V230H258ZM258 231H257L256 234L259 233ZM3 232H4V231H3ZM33 232H34V231H33ZM74 232H75V230H74ZM86 232H87V230H86ZM111 232H110V233H111ZM122 232H123V229H122ZM137 232L139 233V231H137ZM141 232H142V231H141ZM141 232H140V233H141ZM147 232H148V231H147ZM152 232H153V231H152ZM152 232H150V233L154 235V232H153V233H152ZM178 232H179V231H178ZM178 232H177V233H178ZM184 232H185V231H184ZM184 232H183V233H184ZM200 232H201V231H200ZM206 232H207V231H206ZM206 232H205V233H206ZM17 233H18V232H17ZM36 233H38V232H36ZM36 233H35V234H36ZM58 233H60V231H58ZM75 233H76V232H75ZM84 233H85V232H84ZM94 233H95V232H94ZM101 233H102V232H101ZM101 233H100V234H101ZM110 233H109V234H110ZM148 233H149V232H148ZM156 233H157V232H156ZM185 233H186V232H185ZM185 233H184V234H185ZM190 233H191V231H190ZM190 233H189V235H190ZM192 233H193V232H192ZM239 233H240V229L238 230V234H239ZM244 233H246V235H247V232H244ZM15 234H16V233H15ZM18 234H19V233H18ZM30 234H31V232H30ZM54 234H55V233H54ZM56 234H57V233H56ZM56 234H55V236H54V235H52V236L57 237ZM62 234H63V232H62ZM85 234H86V233H85ZM85 234H84V235H81V236H85ZM88 234H89V233H88ZM95 234H96V233H95ZM97 234H98V233H97ZM100 234H99V235H100ZM102 234H103V233H102ZM111 234H112V233H111ZM120 234H121V232H120ZM124 234H125V233H124ZM124 234H123V233L121 234V236H120L121 239H122V235H124ZM128 234H129V233H128ZM133 234H134V233H133ZM136 234H137V233H136ZM136 234H135V235H136ZM143 234H144V233H143ZM174 234L177 235L176 232H174ZM180 234H182V230H181V233L179 232V236H180ZM184 234H183V235H184ZM199 234H200V233H199ZM199 234H197V236H198ZM206 234L208 235V233H206ZM240 234H241V233H240ZM58 235H59V234H58ZM63 235H64V234H63ZM68 235H69V233H68ZM70 235H71V234H70ZM72 235H74V234H72ZM72 235H71L70 237H69V236H67V237H69V238H72V237H73V238H74V236H72ZM76 235H77V234H76ZM78 235H79V234H78ZM91 235H92V233L89 234L88 237L91 236ZM99 235H98V237H99ZM112 235L114 236L115 234H112ZM112 235H111V236H112ZM131 235H132V234H131ZM137 235L139 236V234H137ZM147 235H148V234H147ZM155 235H156V234H155ZM175 235H174V236H175ZM183 235H182V236H183ZM189 235H188V236H189ZM193 235H194V234H193ZM193 235H190V236L193 237ZM246 235H245V236H246ZM253 235H255V232H254ZM259 235H260V234H259ZM16 236H18V235H16ZM50 236H51V235H50ZM95 236H96V235H95ZM105 236H106V234H105ZM117 236H118V235H117ZM117 236H116V237H117ZM132 236H134V235H132ZM150 236L152 237V235H150ZM188 236H185V237L188 238ZM203 236H204V232H203ZM236 236H237V235H236ZM240 236H241V235H240ZM249 236H250V235H249ZM256 236H257V235H256ZM262 236H263V233H262ZM262 236H261V239H260V240H263V241H264V239H262V238H264V237H262ZM2 237H3V234H2ZM26 237H28V236H26ZM32 237H33V239H34V234H32ZM36 237H37V235H36ZM65 237H66V236H65ZM77 237H78V236H77ZM92 237H93V235H92ZM92 237H91V239L94 238V237H93V238H92ZM183 237H184V236H183ZM192 237H191V239H192ZM194 237H196V236H194ZM198 237H199V238H198ZM198 237H197V238H198L197 240L201 239V238H200V235H199ZM204 237H205V236H204ZM204 237H203V238H204ZM206 237H207V236H206ZM228 237H229V236H228ZM238 237H239V236H238ZM258 237H259V236H258ZM18 238H19V237H18ZM38 238H39V237H38ZM41 238H42V237H41ZM59 238H60V237H59ZM95 238H97V237H95ZM111 238L114 239V237H111ZM123 238H124V237H123ZM137 238H138V237H137ZM179 238H180V237H179ZM203 238H202L201 240H203ZM209 238H210L209 240H211V237H210V236H209ZM230 238H231V237H230ZM243 238L246 239V237H243V236H242L241 240H243ZM39 239H40V238H39ZM39 239H38V240H39ZM42 239H43V238H42ZM47 239H48V238H47ZM50 239H51V238H50ZM52 239H53V237H52ZM57 239H58V238H57ZM85 239H87V238H85ZM85 239L82 238V241H85ZM113 239H112V240H113ZM181 239H182V238H181ZM181 239H180V240H181ZM204 239H205V238H204ZM238 239H239V238H238ZM245 239H244V240H245ZM9 240H10V239H9ZM67 240L69 241L70 239H67ZM71 240H72V239H71ZM75 240H76V239H75ZM93 240H94V241H93ZM93 240H92V241H93L94 243H96L97 239H96V240L93 239ZM102 240H103V239H102ZM108 240H109V238L107 239V241H108ZM116 240L118 241L117 238H116ZM137 240H138V239H137ZM153 240L155 241L156 239H153ZM153 240H150V242H149V243H151V245L154 244V243H152ZM180 240H179V241H180ZM182 240H183V239H182ZM192 240H193L192 243L195 242V244H196L197 241H194V239H192ZM258 240H259V239H258ZM260 240H259V241H260ZM34 241H35V243H36V238H35ZM41 241H42V240H40V242H41ZM44 241H46V240H44ZM44 241H42V242H44ZM48 241H49V240H48ZM56 241H57V242H56ZM56 241L53 242V243L55 244V247H56V251H55V249H54V251H53L54 253H53V254L57 253V252H58V249H60L61 252H62V250H63L62 246H60L61 244L59 243V239L56 240ZM65 241H66V239H65ZM72 241H73V240H72ZM72 241H71V242H72ZM78 241L80 242V240H78ZM117 241H116V244H119V248H120V247H121L120 245H122V244L117 243ZM120 241H121V240H120ZM120 241H119V242H120ZM142 241H143V240H142ZM156 241H157V240H156ZM174 241H175V240H174ZM179 241H178L177 243H179ZM186 241H188V240H186ZM186 241H185V238H184V242H186ZM204 241H205V240H204ZM204 241H203V242H204ZM206 241H207V240H206ZM225 241H226V240H225ZM230 241H231V240H230ZM0 242H1V241H0ZM2 242H3V241H2ZM49 242H50V241H49ZM103 242H104V240H103ZM189 242L191 243V241H189ZM199 242H201V241L199 240ZM212 242H213V241H212ZM228 242H229V241H227V243H228ZM234 242H235V241H234ZM18 243H19V242H18ZM47 243H48V242H47ZM91 243H92V242H91ZM94 243H93V244H94ZM97 243H98V242H97ZM109 243H111V241H109ZM109 243H107V244H109ZM122 243H123V246H125L123 240H122ZM157 243H158V241H157ZM174 243H175V242H174ZM174 243H173V245H174ZM187 243H188V242H187ZM190 243H189V244H190ZM197 243H198V242H197ZM213 243H215V242H213ZM213 243H212V244H213ZM225 243H226V242H225ZM227 243H226V244H227ZM229 243H230V242H229ZM229 243H228V245H229ZM235 243H237V242H235ZM263 243H264V242H263ZM3 244H4V243H3ZM12 244H13V246H14V241H13V239H12ZM44 244H45V243H44ZM54 244H52V245H54ZM76 244H77V243H76ZM81 244H82V242L80 243V245H81ZM84 244H86V243H84ZM107 244H104L105 247H106L107 249L110 248V250H111V249H112V248H111L112 245H111V244L107 245ZM125 244H126V243H125ZM182 244H183V245H182ZM182 244L180 245V247H181V246H184L185 243L182 242ZM195 244H194V245H195ZM207 244H210V243L207 242ZM216 244H217V243H216ZM226 244H225V245H226ZM233 244H234V243H233ZM41 245H42V244H41ZM47 245H48V244H47ZM62 245H63V244H62ZM74 245H75V244H74ZM95 245L97 246V244H95ZM95 245H94V246H95ZM106 245H107V246H106ZM110 245H111V247H110ZM147 245H149V244H147ZM151 245H150V246H151ZM185 245H186V244H185ZM191 245H192V244H191ZM194 245H193L192 247L195 248ZM200 245H203V244H200ZM214 245H215V244H214ZM214 245H212V246H214ZM217 245H218V244H217ZM217 245H215L214 247H215V249L217 248V250H218V248H219V251H220V247H218L219 245H218V246H217ZM236 245H237V244H236ZM71 246H73V245H71ZM88 246H90V245L88 244ZM96 246L93 247V248L95 249ZM98 246H100V245L98 244ZM108 246H109V247H108ZM126 246H127V245H126ZM155 246L157 247V244H155ZM174 246H176V244H175ZM174 246H173L174 249L172 248L173 250H175V247H174ZM178 246H179V244H178ZM186 246H187V245H186ZM189 246H190V245H188V247H189ZM205 246L208 247V245H206V244H205ZM209 246H210V245H209ZM216 246H217V247H216ZM238 246H239V245H238ZM245 246H246V245H245ZM245 246H244V251H245V253L249 254V253L251 252V250H250L249 252H246L247 249H248V247H246V249H245ZM4 247H5V245H4ZM40 247H41V246H40ZM44 247H45V246H44ZM47 247H48V246H46V251H47ZM49 247H50V246H49ZM67 247H68V246H67ZM79 247H80V246H79ZM146 247H147V246H146ZM156 247H155V249H156ZM168 247H170V246H168ZM196 247H200V248H201V246H198V245H197ZM210 247H211V246H210ZM233 247H234V246H233ZM7 248H8V247H7ZM16 248H17V247H16ZM61 248H62V249H61ZM68 248H69V247H68ZM68 248H66V249L68 250ZM75 248H77V247H75ZM82 248H83V247H82ZM90 248H92V247H90ZM113 248H114V246H113ZM115 248H116V247H115ZM115 248H114V249H115ZM119 248L117 247V249H119ZM165 248H166V247H165ZM194 248H193V249H194ZM200 248H199V249H200ZM211 248H212V247H211ZM223 248H224V247H223ZM239 248H240V247H239ZM14 249H15V248H14ZM14 249H13V252H14ZM19 249H20V248H19ZM25 249H26V248H25ZM42 249H43V248H42ZM49 249L52 250V248H49ZM66 249L63 250L62 253H64V251H66ZM73 249H74V247H73ZM78 249H79V248H78ZM80 249H81V248H80ZM83 249H84V248H83ZM86 249H88V247H87ZM94 249H93V253H94V251L96 250V249H95V250H94ZM97 249H98V248H97ZM107 249H106V250H107ZM117 249H116V250H117ZM121 249H123V248H121ZM158 249L161 250V248H158ZM158 249H157V252L154 251L153 253L156 252V253L158 254V252H159V254H160V250L158 251ZM163 249H164V248H163ZM169 249H170V248H169ZM176 249H177V248H176ZM179 249H181V248H179ZM185 249H186V247H185ZM189 249H192V248L190 247ZM193 249H192V250H193ZM196 249H197V248H196ZM196 249H194V251H195ZM212 249H213V248H212ZM233 249H235V248H233ZM6 250H7V249H6ZM8 250H9V249H8ZM60 250H59V251H60ZM69 250H71V248H69ZM81 250H82V249H81ZM89 250H90V249H89ZM89 250H88V252H89ZM125 250H126V249H125ZM177 250H178V249H177ZM205 250H206V248H205ZM208 250H209V249H207V251H208ZM238 250H239V249H238ZM0 251H1V247H0ZM3 251H4V249H3ZM3 251H2V254H3ZM17 251H18V249L15 250L16 253H17ZM21 251H22V250H21ZM23 251H24V250H23ZM49 251H50V250L47 251L48 254H49V256H50V255L52 256V253L50 254ZM83 251H84V250L80 251V253L83 252ZM108 251H109V250H107V252H108ZM112 251H114V250H112ZM112 251H111V252H112ZM149 251H151V249H149ZM169 251H170V250H169ZM171 251H172V250H171ZM187 251H188V249H187ZM194 251H192V254H193ZM203 251H204V250H203ZM219 251H217V252L219 253ZM231 251H233V250H231ZM236 251H237V249H236ZM242 251H243V250H242ZM244 251H243V252H244ZM6 252H7V251H6ZM10 252L12 253V251H10ZM18 252H19V251H18ZM47 252H46V255H47ZM61 252H60V253H61ZM67 252L70 253L71 251H70V252L67 251ZM78 252H79V250H78ZM88 252H87V253H88ZM95 252H96V251H95ZM99 252H100V251H99ZM107 252H106V253H107ZM117 252L119 253V255L122 254V253L120 254L119 251H117ZM125 252H126V251H125ZM163 252H164V250H163ZM172 252H174V251H172ZM178 252H179V251H178ZM199 252H200V250H199ZM217 252H216V253H217ZM224 252H225V248H224ZM226 252H228V246H227V251H226ZM229 252H230V251H229ZM43 253H44V251H43ZM71 253H72V252H71ZM73 253H74V255H75V252H74V251H73ZM113 253H114V252H113ZM113 253H112V254H113ZM151 253H152V252H151ZM168 253H170V252H168ZM168 253H167V254H168ZM175 253L177 254V252H175ZM180 253H181V252H180ZM182 253H183V252H182ZM184 253H185V252H184ZM186 253H187V252H186ZM189 253H190V255H192L191 252H190V250H189ZM189 253H188V254H189ZM196 253H197V251H196ZM196 253H195V254H196ZM200 253H201V252H200ZM210 253H211V252H210ZM213 253H214V252H213ZM232 253H233V252H232ZM238 253H240V252H238ZM251 253H252V252H251ZM251 253H250V255H249L250 257H252V254H251ZM2 254H1V256H2ZM18 254H19V253H18ZM97 254H98V253H97ZM108 254H109V252H108ZM108 254H107V257H106V258H108L109 256H111V253L109 254V256H108ZM148 254H149V253H148ZM157 254H154V255L152 254V255L149 256V257H152V256H153L152 258H154V256H155V255L157 256ZM220 254H221V253H219V255H220ZM4 255H5V252H4ZM19 255H20V254H19ZM55 255H56V254H55ZM60 255H61V254H60ZM66 255H68V254L66 253ZM82 255H84V253H82ZM87 255H88V254H87ZM89 255H90V254H89ZM91 255H92V254H91ZM95 255H96V253H94V256H95ZM170 255H171V254H169V256H170ZM178 255H179V253L177 254V256H178ZM196 255H197V254H196ZM198 255H199V254H198ZM198 255H197V256H198ZM202 255H203V253H202ZM219 255H217V256L219 257ZM232 255H233V254H231V256H232ZM237 255H238V254H237ZM237 255H236V256H237ZM245 255H246V254H245ZM255 255H256V254H255ZM14 256H15V255H14ZM47 256H48V255H47ZM47 256H46V257H47ZM49 256H48V257H49ZM64 256H65V254H64ZM64 256H63V257H64ZM70 256H72V254H71ZM70 256H68V257H70ZM75 256L77 257L78 255L76 254ZM80 256H81V254H80ZM92 256H93V255H92ZM94 256H93V257H94ZM97 256H99V255H97ZM103 256H104V255H103ZM103 256H101V257H103ZM113 256H114V258H115L116 254L114 253ZM113 256H112V257H113ZM160 256H161V255H160ZM160 256H159V257H160ZM164 256H165V255H164ZM179 256H180V255H179ZM179 256H178V257H179ZM211 256H212V255H211ZM231 256H230V258H231ZM239 256H240V254H239ZM239 256H237V257L239 258ZM3 257H4V256H3ZM19 257H20V256H19ZM52 257H53V259H54L55 261L53 260V263H51V264H63V263H64V262L61 263V262L63 261V259H62V261H59V259L61 258L60 256H52ZM52 257H50V258H52ZM66 257H67V256H66ZM68 257H67V258L64 257V258L68 260V259H69ZM72 257H74V256H72ZM86 257H89V256H86ZM93 257H92V258H93ZM101 257H100V258H101ZM121 257H122V255L120 256V258H121ZM157 257H158V256H157ZM161 257H162V256H161ZM161 257H160V258H161ZM167 257H168V256H167ZM207 257H208V256H207ZM232 257H233V259H234V262L237 263L236 261H237L238 259L236 258L237 260H235V255L232 256ZM246 257H247V256H246ZM258 257H259V256H258ZM1 258H2V257H1ZM1 258H0V259H1ZM6 258H7V257H6ZM20 258H21V257H20ZM50 258H48V259L50 260ZM74 258H75V257H74ZM82 258L86 259L85 257H82ZM106 258L104 257L103 259H106ZM110 258H111V257H110ZM164 258H165V257H163V259L161 258V260H159V261H164L165 259H167V258H165V259H164ZM183 258H184V257H183ZM185 258H186V257H185ZM190 258H191V257H190ZM190 258H189V259H190ZM198 258H199V256H198ZM211 258H212V257H211ZM220 258H221V256H220ZM247 258H249V257H247ZM247 258H246V259H247ZM255 258H256V257H255ZM2 259H3V258H2ZM7 259H9V258H7ZM12 259H13V258H12ZM21 259H22V258H21ZM75 259H76V258H75ZM79 259H80V258H79ZM79 259H77V260H79ZM93 259H94V258H93ZM111 259H112V258H111ZM111 259L109 260V262H110L109 264H113V263H114V260H112L113 263H111ZM116 259H117V258H116ZM158 259H159V258H158ZM231 259H232V258H231ZM239 259H240V258H239ZM262 259H263V257H262ZM262 259H261V261H262ZM72 260H74V259H72ZM96 260H97V257L95 256V261H96ZM98 260H100L99 257H98ZM98 260H97V261H98ZM146 260H147V259H146ZM182 260H183V259H182ZM203 260L205 261V259H203ZM203 260H202V262H204ZM219 260H220V259H219ZM255 260H257V258H256ZM3 261H4V259H3L1 262H3ZM7 261H8V260H7ZM12 261H13V260H12ZM21 261H22V260H21ZM46 261H47V260H46ZM70 261H71V260H69V262H67V261H65V262H66V263H70ZM74 261H76V260H74ZM80 261H81V260H80ZM87 261H88V260H87ZM100 261H101V260H100ZM102 261H103V260H102ZM115 261H117V260H115ZM118 261H120L119 263L122 262L121 259L119 260V258H118ZM148 261H149V260H148ZM153 261H155V260H152V262H153ZM156 261H157V258H156ZM165 261H166V260H165ZM165 261H164V263H165ZM178 261H179V259H178ZM188 261H189V260H188V256H187V261H186V262H188ZM200 261H201V259H200L199 262H198L199 264L201 263ZM244 261H245V260H244ZM246 261H247V260H246ZM246 261H245V262H246ZM263 261H264V259H263ZM15 262H16V261H15ZM88 262H90V261H88ZM105 262H106V260H105ZM166 262H167V261H166ZM179 262H180V261H179ZM179 262H178V263H179ZM186 262H184V263H186ZM205 262H206V261H205ZM205 262H204V263H205ZM207 262H209V261H207ZM207 262H206V263H207ZM238 262H239V261H238ZM251 262H252V261H251ZM258 262H259V260H258ZM258 262H256V263H258ZM19 263H20V262H19ZM23 263H24V262H23ZM80 263L82 264V262H80ZM83 263H85V262H83ZM90 263H91V262H90ZM97 263H98V262H97ZM97 263H96V264H97ZM103 263H104V261H103ZM107 263H108V262H107ZM107 263H106V264H107ZM146 263H147V262H146ZM146 263L144 262V264H146ZM162 263H163V262H162ZM188 263H189V262H188ZM206 263H205V264H206ZM247 263H248V262H247ZM247 263H245V264H247ZM2 264H5V263H2ZM21 264H22V263H21ZM26 264H27V262H26ZM76 264H79V263L76 261ZM104 264H105V263H104ZM114 264H115V263H114ZM117 264H118V263H117ZM121 264H122V263H121ZM149 264H150V263H149ZM159 264H161V262H159ZM181 264H182V263H181ZM186 264H187V263H186ZM209 264H210V263H209ZM221 264H223V261L221 262ZM248 264H251V263H248ZM259 264H260V263H259ZM262 264H264V263H262Z\"/></svg>", "mask_w": 264, "mask_h": 264}]
</instances>
